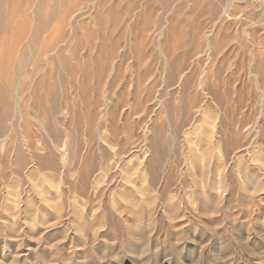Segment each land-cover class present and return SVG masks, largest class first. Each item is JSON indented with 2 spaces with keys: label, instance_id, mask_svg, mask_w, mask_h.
Segmentation results:
<instances>
[{
  "label": "rangeland",
  "instance_id": "1",
  "mask_svg": "<svg viewBox=\"0 0 264 264\" xmlns=\"http://www.w3.org/2000/svg\"><path fill=\"white\" fill-rule=\"evenodd\" d=\"M18 1H20L22 4H24L25 2L26 3L28 2L27 3L28 6L31 7V5H32V7L31 8L28 7L26 3H25L26 5L24 4L25 6L23 7V5L21 3L19 4ZM30 1L31 2H29V0H27V1L23 0V2H22V0H13L11 2V4L9 3L10 5L6 4V6H8L9 8L0 4V6H2V8L0 7L1 8L0 13L6 14V15L9 13H12V17H13L12 20H14V21L13 22L11 21L10 24L13 23L14 24V25L12 24L13 28L19 33L18 34L17 32H15V30L11 27L12 25H10V27L12 28L11 30H13V31L9 32L8 35L6 34V31L4 29H2L3 31L0 30V31H2V32H0V34H1L0 35V41H1L0 42V51L1 50L3 51V52L2 51L0 52L1 55H3V56L0 55V61H1V58H3L2 61L0 62V66H1L0 70L1 71L4 70L3 72H4L5 76H7V77L12 75L10 77V80H8L9 77L8 78L4 77L3 72H0V77H1L0 79L2 81V82L0 81V84L3 83L2 86L4 87L5 95H4L3 90L0 89V91H1V93H3L4 97H6V100H8V103H10L9 108H10V113H12V115L10 114V116L7 117V120H9V121H7L6 119H5L6 122L4 120L2 121V123H3L2 124L3 125V131L2 132L3 133H1V134L3 136L2 135L0 136V138H1V140H0V157H1L0 163L2 164V165L0 164V264H264V140H263L264 138H262L264 136H261V135L258 136L255 131L249 132V130H245V128L242 129V133H241V130H239L240 131L239 132L240 133L239 139L242 140V141L240 140V142H243V141L246 142L247 145L249 146V148L251 147L252 149L251 148L248 149L247 152L241 151V152L236 153V151H235V153H233L234 150L233 151L227 150V148H229L228 147L229 139H232L234 137V135H237V136H239V135L237 134V132L236 133L229 132V134L227 133V135H225V137H224V139H225L224 142L227 144L226 145L224 143V145H226V147H224L225 150L223 149L220 152V155H218L219 159L215 156L216 153H215V155H213L214 152H212V156L209 157V160H208L210 162L209 163L207 162L208 163V165H207V163L203 159H200V157L204 155L202 149L195 151L194 146L192 144H189L192 142H189V141L186 144L187 146H185V144H184V142H182L181 138L176 139L174 142L172 130L170 129L168 124H165L166 123L165 113H167L165 106H167V105L172 106L173 100L175 101V98L173 99V96H172V99H171L170 98L171 94L169 95V93H167L165 91L164 92L159 91L158 88H160V86H161V80H160L161 78L158 77L159 76L158 71H160L159 69H161V65L163 63L162 62L163 57L165 55H168V53L165 52L166 50H168V48H169L170 52L171 51L173 52L174 46L177 47L179 42L182 41L180 44H183V45L186 42L185 46H187L190 43L189 42L190 41V35H189L190 34V28L192 27L193 22H195V18H194V16H192L193 15L192 14L193 7H192L190 0H178L179 1L178 5L180 6V9H177V10L173 9V10H170V12L169 11L167 12L165 9H162L163 7L160 5V3L157 2L158 0H87V1L85 0L86 2L84 0H73V1H71V0H56V1L45 0L46 2L44 0L43 1L42 0H30ZM65 1H66V3H65ZM187 1L189 3H187ZM212 1L213 0H211L210 2H212ZM34 2H36V3H34ZM44 2H45V4H44ZM52 2H54V4ZM57 2L59 3L58 5L61 4L60 5L61 7L57 6V4H56ZM62 2H64V3H62ZM69 2H70V6L67 5V4H69ZM219 2L220 1H218V0H214L213 4H217V3L219 4ZM29 3H32V4H29ZM16 4H17V6H16ZM39 4H40V6H39ZM235 4H237V7L240 10V12L238 14V19L240 17V20H242L244 25H249L253 22L252 28L249 29V31L247 30L246 32L242 33V31L239 30L238 35H237L238 37L236 38V41L239 39V42L246 44V40L253 38V40L257 44L256 46H258V49H260V52L263 54V58H264V48H263L264 47V0H243V1L241 0V1H237ZM45 5L47 8L45 7ZM47 5H49V6H47ZM56 6L59 10L56 8ZM78 6H80V7L78 8ZM88 6H89V8H88ZM40 7L42 10L40 9ZM62 7H66V8H62ZM12 9H16V12L21 11L22 13L18 12L17 13L18 15L16 14L17 17L15 15L13 16V14H15L14 13L15 10H14V12H10V11H12ZM56 9L58 12L55 11ZM88 9H90V10H88ZM191 9H192V11H191ZM28 10H29V12H28ZM43 10L44 11L46 10L45 13ZM48 10H49V12H48ZM64 10H66L67 12H65ZM61 11L63 14L59 13ZM72 11L74 14L71 13ZM75 11H76V13H75ZM78 11H80L81 13ZM23 12H24V14H23ZM77 12L79 14H77ZM38 13H40L43 16L47 15V14H51V15L53 14V15L52 16L50 15L51 18L46 19V22L44 23V28H46V29L42 30L41 35H39V37L35 41V43L37 45L36 46L35 44L34 45L30 44V37L32 36L34 26L37 23V19H36L37 17L36 16ZM67 13H69L70 15ZM21 14H22V16H21ZM58 14L59 15L61 14V16L57 17ZM112 14H115V15L112 16ZM29 15H31V16H29ZM54 15H56V17ZM64 15H65V17H66V15L68 17L69 16L70 17L64 18ZM8 16L10 17L11 14H9ZM62 16L64 18V22L62 20L63 18H61ZM77 16H79L78 17L79 19L75 20ZM107 16H108V18H107ZM27 17H28V19H27ZM29 17L32 18V19L30 18L32 23L29 20ZM17 18H19L20 22ZM146 18L149 19V21ZM33 19H35L36 21ZM51 19H53V21ZM59 19H61L62 22H60L61 20H59ZM68 19L70 22L68 21ZM191 19H193V20L191 21V24H190L189 21ZM25 20H27V21L24 22ZM113 20H115V21H113ZM118 20H120V21H118ZM15 21H16V23H15ZM67 21H68V23H66ZM93 21H96V24L97 23L100 24V25H98L99 27H97V25L94 24L95 22H93ZM201 21L205 22L204 19H202ZM18 22H19V24H18ZM71 22H73V23H71ZM99 22H101V23H99ZM119 22H121V23H120V25L117 26V24ZM141 22H143V24L145 23L144 25L142 24V26H144L142 28L140 25ZM26 23H27V25H25ZM33 23H34V25H33ZM60 23H63V24H60ZM30 24H31V28H28V25L30 27ZM107 24H108V26H107ZM132 24L135 25V27H133ZM146 24H147V26H146ZM59 25H63V26H59ZM73 25H75V26H73ZM109 25L111 26L110 27L111 30L109 29ZM138 25L140 26V30H138L139 29ZM163 25H164V27H161ZM184 25H186V26H184ZM137 26H138V29H136ZM231 26H234L233 29L230 31L233 33L234 28L236 29L237 27L235 25H231ZM130 27L132 29H130ZM20 28H21V30H20ZM98 28L100 29V31ZM161 28H163L165 30L164 31L162 29V33L164 32L163 34H160V32H158L159 29H161ZM145 29H148V30H146V32H145ZM180 29H181V35L178 34V31L180 32ZM18 30L21 31V33ZM55 30H57L59 33ZM86 31L89 33H87ZM170 31H171V33H170ZM3 32H4V34H3ZM46 32L50 33V35H48ZM51 32H52V34H51ZM82 32H84L85 34ZM101 32L103 35L100 34L101 36H99V33H101ZM108 32H109V34H111V33L112 34L107 35ZM27 33H29L30 35ZM42 33L44 35H42ZM55 33H57V34H55ZM16 34H18V35H16ZM62 34L64 36H62ZM83 34L85 35L84 41H83ZM183 34L185 35V37ZM9 35H11L10 38H9ZM15 35L18 37H15ZM26 35H29L30 37L26 36ZM52 35H53V37H52ZM59 35H61V36L59 37ZM118 35H120V36L118 37ZM157 35H159V37H157ZM161 35H164V36H161ZM21 36H23V37L20 38ZM40 36H41V38H40ZM43 36H46L47 38L43 37ZM173 36H174V38H173ZM255 36H256V38H255ZM5 37H6V39H5ZM86 37L89 39H87ZM98 37H100L102 39L99 38L100 39L99 40ZM114 37H115V39H113ZM160 37H162L163 39ZM7 38L9 39L8 40L9 44H8ZM27 38L29 41L26 40ZM44 38H45V41L43 42L42 40H44ZM52 38H53V40H52ZM95 38H97V39L95 40ZM110 38H111L112 44L110 43L111 42ZM172 38L174 40H176V42L173 41ZM178 38L179 39L182 38V39L179 40ZM64 39H67L68 42L67 41L65 42ZM156 39H157V41H156ZM61 40H63V42ZM94 40H95V42H94ZM115 40H117V43ZM163 40H164V42H163ZM260 40H261V42L259 43ZM23 41H24V43L26 42L27 44L26 43L24 44ZM106 41H108L109 43H107ZM113 41H114V43H113ZM38 42L39 43L41 42V46L39 45ZM90 42H92V43H90ZM99 42H101V45H99L100 44ZM76 43H78V44L76 45ZM115 43H116V45H115ZM118 43H119V46H118ZM10 44H12V45H10ZM157 44H160V45H157ZM27 45H28V47H27ZM114 45L117 49L114 47ZM38 46H39V48H38ZM53 46L54 47L56 46L55 47L56 49L52 52ZM93 46H95V47H93ZM104 46H106V47H104ZM107 46H108V49H107ZM188 46H190V44ZM46 47H48V49H47V52L45 54L48 56H46L45 54H44L45 55L44 56V55H42V53H40ZM79 47H82V48H79ZM97 47H99L100 50L101 49L105 50L106 56L104 53H102L104 51H100ZM27 48L32 50V52L29 51V49H27ZM57 48H58V50H57ZM37 49L39 51H37ZM60 49H62L63 52ZM76 49H77V51L75 52L74 50H76ZM8 50L10 51V53ZM22 50H23V52H21ZM25 50H26V52H25ZM137 50H139V51H137ZM17 51L19 53H17ZM57 51H60L62 54L60 52L58 53ZM29 52L31 54L34 53L35 55H32L33 56L32 57ZM74 52H75V54H74ZM95 52L97 54L96 56H95ZM107 52H109V58H107V56H108ZM8 53H9V55H8ZM13 53H15V55ZM23 53L25 55H23ZM72 53H73V55H72L73 58L71 56ZM91 53L94 55H92ZM115 53H116V55H115ZM12 54H13V56H12ZM20 54H22L21 56H23V57H21ZM39 54L41 57L39 56ZM58 54H60V55L58 56ZM99 54L100 55L102 54V55L99 56ZM117 54L119 56H117ZM123 54H125V55H123ZM27 55L29 58L27 57ZM76 55L77 56L79 55V57H77ZM114 55L116 57L114 59L115 61L114 62L109 61V60H112V57ZM15 56L17 59L15 58ZM70 56H71V58H70ZM244 56H246L245 52L242 53V55L239 54V58L241 59V61L237 56V58L239 60L238 63L242 64V62H244V60H245ZM6 57H7V59H6ZM20 57H21V59H20ZM59 57H61V59H63V61H61V59ZM75 57H77V58H75ZM99 57H100V59H98ZM125 57L127 60H125ZM145 57H146V59H145ZM22 58H25V59H23L22 69L20 71V73L22 75L19 76L20 74H19V69H18V65H19L18 62H20L22 60ZM26 58H27V60L28 59L29 60L27 61ZM56 58H59V59H56ZM65 58L67 59V61L65 60ZM139 58H141L143 60V62ZM37 59L40 60V65H42V67H40V68H42L43 70L40 69L36 74H34V76H35L34 77L33 75H30V73L32 71L31 65L34 64L33 61L37 62L38 61ZM46 59H48V60H46ZM242 59H244V60L242 61ZM4 60H6V61H4ZM43 60H44V63H43ZM71 60H72V62H71ZM78 60H79V62H78ZM120 60H122V61H120ZM8 61L10 62L9 64H8ZM15 61L18 65L15 63ZM48 61L49 62L51 61L52 64L49 63ZM64 61L66 62L65 65L69 64L68 65L69 67H71L70 65L73 64L74 62L75 63L78 62V63H76L77 65L74 63V66L76 67V70L78 69L77 70L78 73H79V71L81 72L80 73L81 75L80 74L76 75V76H78L77 81H79V83L77 82L78 86L81 85V87H78L79 91L72 90L69 87L70 86L69 83L62 84L59 81L57 82L55 80V78L59 77V76H62L63 78H68V77L70 78V75L66 74L69 70H66V72H65V70H63L64 68L67 69V67H68V66H65L63 64ZM68 61H70V62H68ZM107 61L110 63V65H109V63L107 64ZM26 62H28L27 63L28 66L26 65ZM45 62L50 64V65L47 66V64ZM100 62H101V65L99 64ZM111 62H112V64H111ZM117 63H118V65H117ZM121 63L122 64L125 63L123 65V67H122ZM44 64H46V65H44ZM119 64L121 66H119ZM203 65H204V62H202V66ZM3 66H5L7 69H5V67H3ZM60 66H62L61 67V68H63L62 70H61ZM95 66H97V67H95ZM75 67H73V68H75ZM78 67H80L81 69ZM93 67H95V69H93ZM102 67H104L106 69H103ZM119 67L121 68V71H118L120 74L125 73L124 76H126L127 78L130 77L133 81L140 80V82L142 81V78L145 76V73L148 70L151 75L149 74L148 78L146 76L144 78V82L143 81L142 82H143V84L146 83V85L149 87H153L151 89V93L153 92L151 97L157 98V97H159V94L164 95L163 96L164 101H162V102H164V107L163 108H161V107L158 108L159 106L153 107L152 111H151L152 117L151 116L139 117V115H135L136 117L134 116V117H132L133 119L131 118L132 121L130 120V122L134 123L135 126L137 124L136 129H138V128L141 129L144 126L147 127V125H146L147 123L148 124L152 123L151 128L153 125H154L153 127L157 128V126L160 124L159 122H161L162 124L165 125L166 132L165 131L164 132L166 134L163 137V140L160 142L161 143L160 148L162 147L163 149L159 148L160 150L159 149L156 150L153 148H149V149H147L148 150L147 154L142 156L144 158V161L149 160V159H153V161H156L157 159H160L159 163L155 164L156 166L158 165L157 166L159 169L158 173L160 174L159 177L162 179L160 181V184H158L156 186H150L146 182L143 183L141 177H139L137 174L138 172L136 170H134L136 172H133L132 169H134L135 167L137 168L138 162L140 160L141 161L143 160V158L141 159V152H139L138 156L137 155H133V157L131 156L132 158H134V160H132V163H131V165L133 167L129 165L130 163L129 164L126 163L127 160H126V162L124 161V163L120 164V167L124 168L123 169L124 172H126V173L129 172L128 175H130V177L133 176L132 173H130V172L137 174V176H136V174L134 175L135 178L132 177L133 179H132L131 184L133 186V184L135 183L134 186H136V188L139 189V191L137 192V195L139 198L144 200V199H146L145 197H147V199L144 201H147V203H153L154 202L155 207L152 209L151 212L150 211L148 212L146 209H144L143 211L138 210L135 213L128 211V209L126 207H124L123 204H121L119 201H116V200H119L118 198L116 199V197H118V194L122 191V190L121 191H119V190L122 189V187H123V184H121V182H120L121 178H119L117 176L118 178L115 179L116 184L114 183L113 186L111 185V187L109 188V187H107V185L106 186L104 185V183L107 184L106 181L108 180L107 177H104L106 173L100 174V173H98L99 171L97 169L101 163V160L103 158L106 159V157H108V155H109V152L107 150H105V148L103 147V145L101 143H99V139H97V136L100 133H104V132H106L108 134V132L110 131L109 129H112V128H110V127L106 128L107 127L106 122L103 121L102 119H100V118L97 119L95 117L97 120L96 121L95 118L91 117V116H93V115H91L93 113L91 111V109L93 110L94 107L92 104L88 103L89 101L92 100L88 97V96H90L88 94H92V92L90 90H93V88L96 87L97 81L99 80V78L103 77V75L105 74L104 78H102V81L99 82L101 90L104 89V90H102L101 98L105 99V98H107L108 94L111 95V93H113V95L111 96L112 98L110 97L111 98L110 101L115 102L116 98L118 97V93L110 92L107 89V88H109L107 83L110 82L111 77H114L113 76L114 71L119 69ZM131 67H133V68H131ZM10 68L11 69L14 68V69L11 70ZM207 68L209 70L213 69L211 66L210 67L207 66ZM88 69L90 70V73H89ZM100 69H101V71H100ZM102 69L104 70V72L101 74ZM25 70H26V72L29 70H31V71H29L30 72L29 74L28 73L26 74ZM47 70H49V72ZM106 70H108V71L106 72ZM144 70H146V71H144ZM83 71H84V73H82ZM92 71L94 73L93 75H95V78L93 75L91 76ZM143 71H144V74H143ZM46 72H47V75L50 74L51 77L56 81L55 82L52 79L55 83L52 82V80H50V81L45 80V79H47L46 78L47 77ZM135 72H136V74H135ZM245 72L246 71L244 69L241 70L240 79H239L240 81L237 82V84H239L238 87H240V89L244 92L245 95L249 93L250 96H253L254 94H256V92L254 90L255 88L247 83V78H246ZM16 73L19 74L18 77L16 76L17 75ZM24 73H25V76H24ZM116 73H117V71H116ZM13 74H14V77H13ZM107 74H108V76H106ZM36 75H38V76H36ZM39 75L42 77L44 76L43 78H44V81L47 82V83L45 82V84L47 85V88H46L45 84L44 85L42 84V83H44L43 78L42 77L39 78L40 77ZM52 75L55 77H53ZM137 75L138 76L141 75V77H138ZM27 76L29 77V79H27L28 78ZM79 76L81 78H79ZM2 77L4 78V80ZM25 77H27V78H25ZM13 78H15V79L13 80ZM16 78H18V79L20 78L21 81L19 80L20 82L18 83V79H16ZM21 78L22 79L24 78L23 80L26 79L27 81H23ZM85 78L86 79L91 78L92 82L90 81V79L86 80ZM146 78H147V80H145ZM32 79H33V81H32ZM83 79H85V80H83ZM34 80L35 81L37 80L36 85L37 86L39 85L38 87H35L36 85L34 83L35 82ZM40 80H42V81H40ZM104 80H106V81H104ZM12 81L13 82L16 81V82L12 83ZM30 81H32V82H30ZM83 81H85V83ZM88 81H90L91 83ZM94 81L96 84L94 83ZM9 82H10V84H9ZM159 82H160V84H158ZM240 82H242V83L240 84ZM58 83L61 86H59ZM154 83H156V84H154ZM11 84L12 85L14 84L16 86V88L14 85L12 86ZM17 84L19 85V88H18ZM20 84H21V86H20ZM25 84H27V85H25ZM103 84H104V86H103ZM136 84L137 83L135 82L134 85H130V87L128 88L129 93L131 92L134 94V91L136 93L137 89L132 90L133 87H135V86L137 87ZM139 84L140 83H138V85ZM143 84H142V86H143ZM7 85L9 86V88ZM41 85L43 86L42 88H41ZM49 85H51V89H50ZM52 85H53V87H52ZM63 85H65V86H63ZM2 86H0V88ZM3 87H2V89H3ZM5 87L7 90L5 89ZM59 87H61V89H59ZM90 87L92 89H89V92H88V88H90ZM156 87H157V89H156ZM248 87H250V89ZM43 88H45V89H43ZM82 88H83L84 92H85V90L88 92V93L85 92L87 96L83 93V91H81ZM47 89H49V90H47ZM52 89L53 90L55 89L54 94L52 92H50V91H53ZM63 89H66V90H63ZM9 90H11V91H9ZM38 90L40 91V94H38L39 93ZM142 90H140V92ZM33 91H35V93L37 95ZM43 91H45V93L46 92L47 93L45 94ZM58 91H59V93H58ZM70 91H74L77 94L74 92H72V94H71ZM17 93H19V94H17ZM25 93H27V94H25ZM33 93L36 95V98H35V95ZM51 93H52V95H51ZM63 93L64 94L66 93V94L64 95ZM68 93L71 96H69ZM7 94H9V95H7ZM57 94H58V96H57ZM81 94H84L85 96H81ZM16 95L18 97H16ZM40 95H41L42 99H43V96H44V99L47 98V96H45V95H48V98L50 97V95H51V97L54 95V97L56 99L55 109H58L56 111L58 113H56V114H51V113L45 114V112L47 113V110L48 111L50 110L52 103H51V100L47 98L50 101L47 100L46 102H48L49 104L47 103V105H46V102L44 101V99L42 101H41V99H39ZM63 95H64V97H63ZM79 95H80L81 99L79 98ZM61 96L64 100L61 98ZM91 96H93V95H91ZM115 96H116V98H115ZM124 96H127V95H124ZM124 96H123V99H125ZM7 97H8V99H7ZM54 97H52V98L54 99ZM67 97L69 98L68 102H65V100L67 101ZM75 97H77V98H75ZM21 98H22V100H20ZM59 98L62 99L61 102H60ZM72 98H74L73 99L74 102L72 101ZM91 98H93V97H91ZM129 98H131V97H129ZM79 99L81 101L79 102V104H78V102L76 104L75 103L76 100L79 101ZM84 99L88 100V102H87V100L84 101L85 104L82 101ZM120 99L121 98H118V100H120ZM14 101L16 103H14ZM18 102H20V104L21 103L22 104L19 105ZM62 102H63V104H62ZM60 103L62 106L64 105L63 106L64 109L61 107ZM249 103L250 102H248V104ZM35 104H38L40 106L44 105V106H41V107L39 106V108H38V105H37V108H36ZM65 104L69 105V106L66 107ZM81 104H83V105H81ZM88 104H89V106H88ZM31 105L32 106L34 105L35 108L32 107L34 109V111H33V109L30 108ZM45 105H46V109H47V106L50 105L47 110L44 109ZM76 105H78V106H76ZM115 105H117V101H116ZM10 106H12V107H10ZM70 106H72L73 108H71ZM13 107H14V109H13ZM23 107L25 110H23ZM86 107H87V109H86ZM40 108H42V111ZM83 108L85 110H83V112H82ZM156 108H158V109L156 110ZM67 109L69 110V113H68ZM71 109H75V110H71ZM88 109H89V111H88ZM0 110H2V108ZM17 110H19V111L17 112ZM77 110H79V111H77ZM109 110H110L109 112H111L109 114V116L111 117L112 111L114 112V105ZM258 110H259V107H257V106L256 107L245 106L241 112H242V115L244 114V115H249V116L253 117L252 118V120H253L252 124L254 126H257V125H259V122L261 125L264 122V120H263L264 116H263L261 118L262 120L259 118V120H258L259 122H257V124H255L256 122H254V121H257V117L259 116ZM13 111H15V112H13ZM86 111L89 114H87ZM93 111H95V109ZM155 111H156V113H155ZM16 112L18 113V115L16 114ZM20 112L22 113V115ZM33 112L35 115L33 114ZM35 112L37 113V115ZM74 112L76 115L74 114ZM90 112H92V113L90 114ZM117 112L118 111H116V115L119 113V112L118 113ZM210 112H212L213 114H211ZM210 112L205 116L208 117L211 114L210 115L211 117L210 116L209 117L211 118V120L212 119L213 120L211 121L210 119H208L209 121H211V122H209L205 116H203L202 119L200 118L199 119L200 121L198 123L199 130L209 129L206 127L209 126L210 124H212V122H215V123H213L214 125L220 124L219 122H221V121L223 122L224 118L223 119L222 118L217 119L219 117L216 118V115H215L216 113L213 110L212 111L210 110ZM77 113L79 115H83V116L81 117ZM23 114L25 116H23ZM65 114L66 115L69 114V115H67L68 117L65 116ZM257 114H258V116H257ZM148 115H150V113ZM167 115L170 116V113L169 114L167 113ZM244 115H243V117H248V116H244ZM14 116H16V117H14ZM43 116H45V117H43ZM74 116H76V118H74ZM85 116L87 118L89 116V118L86 119ZM153 116L155 119L153 118ZM22 117L23 118L25 117V118L23 119ZM64 117H66V118H64ZM77 117L81 122H79ZM110 117L106 121H109ZM226 117H228V116H226ZM255 117H256V119H254ZM17 118L19 119L20 122H18ZM46 118H47V121H45ZM84 118L86 119V121L83 120ZM148 118L153 119L154 121L153 120L151 121ZM229 118L230 117H228V119ZM43 119H45V120H43ZM75 119H77V120H75ZM142 119H144V120L147 119V120H145L147 123L144 120L141 121ZM203 119H205V120H203ZM228 119H226V120L229 123ZM11 120H12V122H10ZM14 120H15V122H13ZM60 120L62 121V123ZM87 120H88V123H87ZM202 120H203V122L207 120L210 123L209 124L208 122H206L207 126H205V129H200L203 126V122H201ZM217 120H219V121H217ZM58 121L60 122V124L57 123L58 127H56V122H58ZM83 121H85V122H83ZM17 122H18V125H15ZM40 122H42V123H40ZM224 122H225V120H224ZM5 123H7V124L5 125ZM21 123L24 125L26 124L27 127L26 126L25 127L28 129L24 128V125L22 126ZM85 123L87 124V126ZM99 123L102 126H100ZM10 124H11V127H10ZM42 124L43 125L45 124V125L43 126ZM66 124L68 127L66 126ZM140 124H143V125L141 126ZM204 124H205V122H204ZM81 125H82V127H81ZM94 125H95V127H98L99 129L95 128ZM104 125L106 127H104ZM117 125L119 127L120 124H117ZM155 125H157V126H155ZM20 126H22L21 129H20ZM51 126L55 127V130L50 129ZM7 127H9V128H7ZM15 127H16V130L14 129ZM60 127H62V128H60ZM151 128H150L149 132L147 133V140L149 138L147 143L150 142V140L152 139L154 134L157 132V130L153 131V129H151ZM203 128H204V126H203ZM90 129L92 130L91 131L92 134H89ZM97 129H98V131H97ZM101 129H102V131H100ZM9 130L14 134V136ZM44 130L46 131L47 134L49 133V135H47ZM57 130L61 131L62 136H61L60 132L58 135ZM76 130L77 131L80 130L79 133L75 132ZM86 130H87L88 136H87ZM88 130H89V132H88ZM95 130H96V132H95ZM5 131H8V132L5 133ZM17 131L20 133H18ZM56 131H57V134H56ZM81 132H82V134H81ZM97 132H99V134ZM29 133H30V135H29ZM230 133H231V135H230ZM96 134H98V135H96ZM45 135H47L48 137ZM50 135H51V137H50ZM57 135H58V137H57ZM69 135H71V136H69ZM28 136H30L32 138H30ZM68 136L70 139L68 138ZM79 136H82V137L78 138ZM86 136L89 139L84 141L85 139H87ZM16 137H18V140L16 139ZM27 137L29 138L30 141H32V142H29V144H28L29 140L27 141V139H28ZM242 137H243V139H242ZM13 138L15 140H13ZM39 138H41V139H39ZM98 138H99V136H98ZM165 138L168 140H166ZM226 138H228L227 141H226ZM253 138H254V141H253ZM32 139H34V140H32ZM50 139H51V141H50ZM56 139H58L60 141L59 142L57 140V144H56ZM60 139H62V140H60ZM17 141H18V143H17ZM52 141H53V143H51ZM69 141H71V142H69ZM90 141H91V143H90ZM256 141H257V143H256ZM35 142H36V144H35ZM42 142H44V143H42ZM65 142H66V144H65ZM30 143L32 144V148L30 147L31 146ZM49 143L52 144V147ZM59 143H62V144H59ZM249 143H250V145H249ZM15 144H18V145H15ZM39 144H41V145L39 146ZM67 144H69L70 146ZM89 144L90 145L92 144V145L90 146ZM100 144H101V147H100ZM5 145L8 147H6ZM36 145H38L43 151L40 150L39 147H36ZM45 145H47V146H45ZM57 145H62V147L57 146ZM94 145H95V147H94ZM96 145H97V148H96ZM191 145H192V147H190ZM251 145L253 147L255 145V147L253 148ZM148 146H150V145H148ZM4 147H5V149H4ZM87 147H89L88 149L91 151H89L87 149ZM94 148H95V150H94ZM6 149H7V151H6ZM15 149H19L22 152V157L24 158V161L26 162V163L24 162L23 165L20 166V169L22 168L21 170L19 169V166H18L19 164L16 165L13 161L14 156L16 155ZM46 149H48V152ZM75 149H77V150H75ZM36 150H37V152H36ZM71 150H72V152H74L73 150H75V152L70 153ZM85 150L87 153H89V152L90 153L88 155H86L87 153L85 152ZM191 150H193L196 153H194ZM8 151L10 152V154ZM50 151L52 153H50ZM188 151H189V153H188ZM5 152L7 155L4 154ZM46 152H47V154H46ZM240 153H241L242 157L239 155ZM41 154H44V155L46 154L47 158L45 157L46 155L44 156ZM194 154L196 155V157L198 156L197 159L193 158V156L195 157ZM32 155H34V156L38 155V157L40 156V158H42V159L45 157L46 159H44V161H42V159H41L37 164V161L35 163V160H33L31 158ZM48 155H49V157H51V156L52 157L48 159ZM97 155H98V157H97ZM190 155L192 156V158H190L191 157ZM236 155H238V156H236ZM235 156H236V158H235ZM239 156L241 158H239ZM6 157L8 159H6ZM138 157H139V159H138ZM136 158H137V160H136ZM185 158H187V159H185ZM201 158H203V157H201ZM213 158H214V160H213ZM238 158H239V160H237ZM1 159H4V160H1ZM47 159L49 162L47 161ZM82 159H84V160H82ZM90 159L92 161L93 160L94 161L92 162ZM54 160H56V161H54ZM186 160H188V162H189L188 165L190 164L189 166L191 167L192 170L190 169L189 166L187 167V165L184 164ZM199 160H201V163L205 162V164L207 166L205 167L204 166L205 164H203V166L200 163L198 164ZM90 161H91V164H90ZM238 161L241 163H238ZM3 162H6V163H3ZM43 162L45 163V165ZM85 162L89 163V165H87ZM217 162L221 163V164L218 165ZM33 163H34V165H33ZM216 163H217V165H216ZM85 165H87L88 168ZM134 165H135V167H134ZM220 166H221V169L219 168ZM84 167L89 169V170H86V173H87V171L89 172L87 174H90V178L88 179V181H86L84 183V185H81V183L83 182L81 179L83 178V176L85 174V168ZM159 167H161V168H159ZM185 167L187 168V170ZM83 168H84V170H83ZM91 168H92V170H91ZM93 168H94V171H93ZM81 169L83 172L81 171ZM223 169H225V170H223ZM244 169H246L245 170L246 172L243 173ZM129 170H132V171H129ZM160 170H162V171H160ZM220 170H221V172H220ZM76 172H78L77 174H80V175L78 176L77 174H75ZM71 173L73 176L70 177ZM94 173H95V176L92 175ZM4 174L6 175V177L4 176ZM74 174H75V177H74ZM189 174H190V176H189ZM205 174H207L206 178H208V180L205 178L207 186L213 185V184H211L210 181H213L212 183L219 181L221 176H222L221 181L225 180L224 183H226V184L222 186L221 190L217 189L218 191H216V190L214 191L215 188L209 186V187L205 188L206 192L203 193L202 190L200 189L198 182L203 178L202 176H204ZM241 174L242 175L246 174L247 180L245 181V184H247V185H245V184L242 185L241 182L239 181ZM250 174H252V175H250ZM165 175L171 176V179L173 178L172 180H174V181H172L173 182L172 186L169 187L170 190H168V192L169 191L171 192V193L169 192V194H168V199L171 198L170 200L175 202L178 205V210L176 212V215H175V212L171 213L170 211H164L163 210L162 206L164 205V202L167 201L166 198H164L165 199V201H164L163 198L160 199V197H157L161 194V191L163 188L162 183H164V181H165L164 178L166 177ZM237 176L239 178H237ZM76 177H79L80 180ZM101 177H103V178H101ZM136 177H139L140 179L136 178ZM223 177H224V179H223ZM2 178H3V180H2ZM46 178H49V179L47 180ZM101 179H103L105 181H103ZM237 179H239V180H237ZM117 180H119V181H117ZM252 180H253V182H252ZM80 181H82V182H80ZM100 182H103V183L101 184ZM117 182L119 184H117ZM209 182H210V184H209ZM93 183H96L95 184V187L97 185L96 188L94 186H92ZM99 183L101 184L100 185L101 187L99 186ZM141 183H143L144 185L143 184L140 185ZM196 183L198 184L199 187L196 185ZM249 183H251V184H249ZM257 184H259V185H257ZM260 184H262L263 188L261 187V189L258 190L259 189L258 186H260ZM73 185H77V186H75L76 188ZM241 185L245 186V188H241L242 187ZM249 185H252L253 187L249 186ZM255 185H257V188ZM50 186H51V188H49ZM80 186H82V188L84 186L83 190L80 189ZM126 186L130 187V185H126ZM141 186H144V187H142L144 190L140 189ZM145 186H146V188H145ZM70 187H71V190H69ZM93 187L95 190H97V192L99 194L97 192H95V190H93ZM138 187H140V188H138ZM251 187L253 190L251 189ZM5 188H7V189H5ZM72 188H73V190H72ZM101 188H103V189H101ZM104 188H105V190H104ZM212 188H213V190H212ZM223 188H224V190H223ZM4 190H5V192H4ZM12 190L14 193L16 190L18 192L16 191V194H13ZM41 190H42V192H40ZM74 190H75V192H74ZM219 190H220V193H219ZM255 190H256V192H255ZM6 191L7 192L9 191L11 193L9 194V192L7 193ZM92 191L95 192L97 194V196ZM209 191L211 193H209ZM100 192L104 193L102 195L105 197H103L100 194ZM216 192H217V195L214 194ZM45 193H46V195H45ZM91 193H93V195ZM201 193H202V196L200 197ZM218 193L220 194L219 196H218ZM222 193L224 196L223 195L221 196ZM114 194H117V195H114ZM112 195H113V198H112ZM142 196H143V198H142ZM170 196H172V197H170ZM16 197H17V200H15ZM100 197H102L103 199ZM219 197H220V200H219ZM97 198H98V200H95ZM42 199H43V201L44 200L46 201V202L44 201L45 203L43 205H42V203H43ZM100 199H102V200H100ZM111 199L113 200V202ZM172 199H174V200H172ZM175 199L178 201H176ZM217 199L220 202L219 203L217 202L218 205L216 204L217 205L216 206V205H214V203H216L215 201ZM88 200L89 201L92 200L91 204L89 203ZM152 200H153V202H152ZM81 202H83V203H81ZM140 202H139V204L142 203V202L141 203ZM21 203H23V204H21ZM109 204H110V206H109ZM47 205H49V207H50L49 209H48ZM71 207H72L73 211L71 210ZM17 208L21 211H19ZM22 208H24V209H22ZM27 209H28V211H27ZM35 209L37 210V212L35 211ZM52 209H53V211H52ZM56 210H57L58 214L55 213ZM179 210H180V212H179ZM20 212H21V214H20ZM59 212H61V213H59ZM96 212H97V214H96ZM101 215H103L105 218L101 217ZM90 216H92V217H90ZM29 218H31V219H29ZM99 222L102 224V226L100 225V227L98 226ZM77 223H80L79 224L80 226L77 225ZM89 223L92 225H90ZM82 224H83V226H82ZM84 224L87 227L86 226L84 227ZM10 225H12V226H10ZM96 226H97V228H96ZM77 227H79V228H77Z\"/></svg>",
  "mask_w": 264,
  "mask_h": 264
},
{
  "label": "bare ground",
  "instance_id": "2",
  "mask_svg": "<svg viewBox=\"0 0 264 264\" xmlns=\"http://www.w3.org/2000/svg\"><path fill=\"white\" fill-rule=\"evenodd\" d=\"M13 0H0V4H2V5H4V6H6V4H8V5H10L11 4V2H12ZM25 1H27V0H25ZM43 1V0H42ZM45 1V0H44ZM53 1V0H52ZM54 1H56V0H54ZM71 1H73V0H71ZM85 1V0H84ZM87 1V0H86ZM85 1V2H86ZM211 0H190V2H191V4H192V7H193V12H192V16H194V18H195V22H193V25H192V27L190 28V46H185L186 45V42H185V44L183 45V44H180L181 42H179L178 43V46L177 47H175L174 46V48H173V52L171 51H169V48H168V50H166L165 52H167L168 53V55H165L164 57H163V63H162V65H161V69H159L160 71H158L159 72V76L158 77H160L161 79V86H160V88H158L159 89V91H161V92H167V93H169V95L171 94V99H172V96H173V99L175 98V101L173 100V105L172 106H165V109H166V111H167V113L169 114L170 113V116L169 115H167V113H165V115H166V117H165V120H166V123L165 124H168L169 125V127H170V129L172 130V135H173V140H174V142H175V140L176 139H178V138H181V140H182V142H184V144H185V146H187L186 144L188 143V141L189 142H192V143H189V144H192L193 146H194V150L195 151H198V150H201L202 149V151H203V153H204V155L203 156H201V157H203V158H201L200 157V159H203L206 163L208 162H210V161H208L209 160V157H211L212 156V152H214V154L213 155H215V153H216V157L218 158V155H220V152L224 149V147H226V143L224 142V137H225V135H227V133L229 134V132H231V133H236L237 132V134L239 135L240 133V131L239 130H241V133H242V129H244L245 128V130H249V132H251V131H255L256 132V134L258 135V136H264V122L262 123V125L260 124V122L258 121L259 120V118L261 119L263 116H264V58H263V54L260 52V49H258V46H256L257 44L255 43V41L253 40V38H251V39H248V40H246V44H244V43H241V42H239V39L236 41V38L238 37L237 35H238V32H239V30H241L242 31V33H244V32H246L247 30L249 31V29H251L252 28V25H253V22L251 23V24H249V25H244L243 24V22H242V20H240V17H239V19H238V14H239V12H240V10H239V8L237 7V4H235L237 1H241V0H218V1H220L219 2V4L217 3V4H213V1L212 2H210ZM243 1V0H242ZM19 2V4L21 3L20 1H18ZM22 2H23V0H22ZM29 2H31L30 0H29ZM46 2V1H45ZM45 2H44V4H45ZM48 2V1H47ZM89 2V1H88ZM158 3H160V5L163 7H161L160 5V7L162 8V9H165L167 12L169 11L170 12V10H177V9H180V6L178 5V3H179V1L178 0H158L157 1ZM10 3V4H9ZM26 3V2H25ZM24 3V4H25ZM28 3V2H27ZM26 3V4H27ZM34 3H36V2H34ZM42 3V2H41ZM53 4H54V2H52ZM62 3H64V2H62ZM65 3H66V1H65ZM68 3V2H67ZM95 3V2H94ZM187 3H189L188 1H187ZM22 4V3H21ZM24 4H22L23 5V7L26 5H24ZM29 4H32V3H29ZM50 4V3H49ZM57 4V6L59 7L60 5H58L59 3L57 2L56 3ZM82 4V3H81ZM85 4V3H84ZM91 4V3H90ZM89 4V5H90ZM14 5V4H13ZM37 5V4H36ZM66 5V4H65ZM64 5V6H65ZM67 5H69L70 6V2H69V4H67ZM15 6V5H14ZM16 6H17V4H16ZM27 6H28V4H27ZM39 6H40V4H39ZM47 6H49V5H47ZM57 6H56V8H57ZM86 6V5H85ZM92 6V5H91ZM136 6V5H135ZM191 6V5H190ZM1 8H2V6H0ZM6 7H8V6H6ZM19 7V6H18ZM28 7H30V6H28ZM31 7H32V5H31ZM30 7V8H31ZM45 7H46V5H45ZM52 7V6H51ZM61 7V6H60ZM73 7V6H72ZM80 6H78V8H79ZM84 7V6H83ZM93 7V6H92ZM1 8H0V10H1ZM9 8V7H8ZM12 8V7H11ZM37 8V7H36ZM44 8V7H43ZM47 8V7H46ZM54 8V7H53ZM62 8H66V7H62ZM69 8V7H68ZM67 8V9H68ZM88 8H89V6H88ZM182 8V7H181ZM18 9V8H17ZM40 9H41V7H40ZM51 9V8H50ZM58 9V8H57ZM57 9L55 10V11H57ZM61 9V8H60ZM11 10V9H10ZM9 10V11H10ZM14 10H15V12H14ZM19 10V9H18ZM42 10V9H41ZM59 10V9H58ZM62 10V9H61ZM88 10H90V9H88ZM27 11V10H26ZM32 11V10H31ZM37 11V10H36ZM44 11V10H43ZM46 11V10H45ZM45 11H44V13H45ZM63 11V10H62ZM62 11L61 12H59V13H62ZM65 12H67L66 10H64ZM74 11V10H73ZM73 11L71 12V13H73ZM83 11V10H82ZM191 11H192V9H191ZM10 12H14L15 14H13V16L15 15L16 17H17V13L18 12H21V11H17L16 12V9H12V11H10ZM28 12H29V10H28ZM40 12V11H39ZM48 12H49V10H48ZM58 12V11H57ZM78 12H80V11H78ZM77 12V14H79ZM22 13V12H21ZM26 13V12H25ZM31 13V12H30ZM36 13V12H35ZM75 13H76V11H75ZM81 13V12H80ZM9 14H11V16L9 17L8 15ZM9 14H3V13H0V30H2V29H4L5 31H6V34L8 35V33L9 32H11V31H13V30H11L12 28H13V25L12 24H10L11 23V21L13 22L14 20H12L13 19V17H12V13H9ZM17 14V15H16ZM23 14H24V12H23ZM34 14V13H33ZM43 14V13H42ZM47 14V13H46ZM63 14V13H62ZM66 14V13H65ZM67 14H69V13H67ZM74 14V13H73ZM190 14V13H189ZM26 15V14H25ZM28 15V14H27ZM32 15V14H31ZM31 15H29V16H31ZM51 14H47V15H41L40 13H38L37 14V23H36V25L34 26V30H33V33H32V36L30 37L29 35V33H27V34H29V35H26V36H29L30 37V44H35L36 45V43H35V41L37 40V38L39 37V35H41V32H42V30L43 29H46V28H44V23L46 22V19H48V18H51V16L53 15H51ZM70 15V14H69ZM113 15H115V14H112V16ZM188 15V14H187ZM191 15V14H190ZM21 16H22V14H21ZM55 17H56V15H54ZM59 16H61V14L59 15L58 14V16L57 17H59ZM74 16V15H73ZM76 16V15H75ZM19 17V16H18ZM68 16L66 15V17H65V15H64V18H67ZM70 17V16H69ZM68 17V18H69ZM79 16H77L76 17V19L75 20H77V19H79L78 18ZM94 17V16H93ZM92 17V18H93ZM110 17V16H109ZM147 17V16H146ZM186 17V16H185ZM205 17V18H204ZM30 18L31 17H29V20H30ZM53 18V17H52ZM61 18H63V16L61 17ZM64 18L62 19L63 20V22H64ZM81 18V17H80ZM96 18V17H95ZM100 18V17H99ZM107 18H108V16H107ZM145 18V17H144ZM143 18V19H144ZM187 18V17H186ZM193 18V17H192ZM16 19V18H15ZM18 20H19V18H17ZM27 19H28V17H27ZM32 19V18H31ZM94 19V18H93ZM92 19V20H93ZM101 19V18H100ZM99 19V20H100ZM115 19V18H114ZM142 19V20H143ZM147 19V18H146ZM189 19V18H188ZM202 19H204V21L205 22H202L201 20ZM23 20V19H22ZM21 20V21H22ZM33 20H35V19H33ZM52 21H53V19H51ZM59 20H61V19H59ZM62 20L60 21V22H62ZM67 20V19H66ZM65 20V21H66ZM98 20V19H97ZM148 21H149V19H147ZM193 19H191L189 22H190V24H191V21H192ZM27 20H25L24 22H26ZM31 21V20H30ZM36 21V20H35ZM50 21V20H49ZM51 21V22H52ZM57 21V20H56ZM68 21H69V19H68ZM68 21L66 22V23H68ZM72 21V20H71ZM101 21V20H100ZM113 21H115V20H113ZM118 21H120V20H118ZM19 22H20V20H19ZM19 22H18V24H19ZM34 22V21H33ZM58 22V21H57ZM56 22V23H57ZM70 22V21H69ZM93 22H95L94 24H96V21H93ZM110 22V21H109ZM112 22V21H111ZM146 22V21H145ZM15 23H16V21H15ZM28 23V22H27ZM27 23L25 24V25H27ZM31 23H32V21H31ZM35 23V22H34ZM34 23H33V25H34ZM71 23H73V22H71ZM76 23V22H75ZM99 23H101V22H99ZM120 23L121 22H119L118 24H117V26L118 25H120ZM137 23V22H136ZM149 23V22H148ZM147 23V24H148ZM60 24H63V23H60ZM80 24V23H79ZM113 24V23H112ZM135 24V23H134ZM142 24H143V22H141V28L142 27H144V26H142ZM145 24V23H144ZM143 24V25H144ZM147 24H146V26H147ZM188 24V23H187ZM10 25H12L11 27H10ZM58 25V24H57ZM67 25V24H66ZM65 25V26H66ZM78 25V24H77ZM97 25V27H99L98 25H100V24H96ZM133 25V24H132ZM136 25V24H135ZM135 25H133V27H135ZM149 25V24H148ZM231 25H235L237 28L235 29L234 28V32L232 33V32H230L232 29H233V27L234 26H231ZM59 26H63V25H59ZM58 26V27H59ZM68 26V25H67ZM70 26V25H69ZM73 26H75V25H73ZM103 26V25H102ZM107 26H108V24H107ZM139 26V25H138ZM138 26H137V28L136 29H138ZM145 26V27H146ZM166 26V25H165ZM184 26H186V25H184ZM19 27V26H18ZM17 27V28H18ZM22 27V26H21ZM56 27V26H55ZM110 25H109V29H110ZM132 27V26H131ZM130 27V29H132ZM161 27H164V25L163 26H161ZM178 27V26H177ZM28 28H31V24H30V27H29V25H28ZM54 28V27H53ZM52 28V29H53ZM73 28V27H72ZM84 28V27H83ZM108 28V27H107ZM148 28V27H147ZM180 28V27H179ZM184 28V27H183ZM14 29V28H13ZM26 29V28H25ZM51 29V30H52ZM59 29V28H58ZM66 29V28H65ZM85 29V28H84ZM99 29V28H98ZM103 29V28H102ZM162 29L163 28H161V29H159V31L158 32H160V34H163L162 33ZM173 29V28H172ZM175 29V28H174ZM188 29V28H187ZM15 30V29H14ZM20 30H21V28H20ZM30 30V29H29ZM28 30V31H29ZM82 30V29H81ZM111 30V29H110ZM138 30H140V26H139V29ZM146 30H148V29H145V32H146ZM164 30V29H163ZM3 31V30H2ZM2 31H0V32H2ZM19 31V30H18ZM31 31V30H30ZM46 31V30H45ZM54 31V30H53ZM55 31H57V30H55ZM60 31V30H59ZM99 31H100V29H99ZM105 31V30H104ZM108 31V30H107ZM114 31V30H113ZM121 31V30H120ZM165 31V30H164ZM172 31V30H171ZM171 31H170V33H171ZM176 31V30H175ZM189 31V30H188ZM15 32H17L16 30H15ZM14 32V33H15ZM20 33H21V31H19ZM32 32V31H31ZM44 32V31H43ZM58 32V31H57ZM87 32V31H86ZM115 32V31H114ZM113 32V33H114ZM186 32V31H185ZM18 33V32H17ZM23 33V32H22ZM47 33V32H46ZM54 33V32H53ZM59 33V32H58ZM77 33V32H76ZM82 33H84V32H82ZM87 33H89V32H87ZM105 33V32H104ZM142 33V32H141ZM168 33V32H167ZM184 33V32H183ZM232 33V34H231ZM3 34H4V32H3ZM5 34V35H6ZM19 34V33H18ZM18 34H16V35H18ZM48 35H50V33H47ZM51 34H52V32H51ZM55 34H57V33H55ZM54 34V35H55ZM75 34V33H74ZM85 34V33H84ZM83 34V41H84V39H85V35ZM91 34V33H90ZM94 34V33H93ZM103 35L102 34V32L101 33H99V36H101V35ZM109 34V32L107 33V35ZM112 34V33H111ZM111 34H109V35H111ZM119 34V33H118ZM177 34V33H176ZM178 34L179 35H181V29H180V32L178 31ZM231 34V35H230ZM1 35V34H0ZM15 35V37H18V36H16ZM42 35H44L43 33H42ZM96 35V34H95ZM114 35V34H113ZM184 35V34H183ZM10 36L11 35H9V38H10ZM61 35H59V37H60ZM62 36H64L63 34H62ZM74 36V35H73ZM72 36V37H73ZM87 36V35H86ZM106 36V35H105ZM120 35H118V37H119ZM161 36H164V35H161ZM177 36V35H176ZM7 37V36H6ZM6 37H5V39H6ZM23 36H21L20 38H22ZM43 37H46V36H43ZM52 37H53V35H52ZM55 37V36H54ZM88 37V36H87ZM86 37V38H87ZM117 37V36H116ZM157 37H159V35H157ZM184 37H185V35H184ZM40 38H41V36H40ZM47 38V37H46ZM51 38V37H50ZM100 37H98V39H99ZM108 38V37H107ZM156 38V37H155ZM160 38H162V37H160ZM173 38H174V36H173ZM172 38V39H173ZM176 38V37H175ZM255 38H256V36H255ZM14 39V38H13ZM16 39V38H15ZM49 39V38H48ZM62 39V38H61ZM87 39H89V38H87ZM97 38H95V40H96ZM100 39H102V38H100ZM99 39V40H100ZM113 39H115V37L113 38ZM136 39V38H135ZM163 39V38H162ZM161 39V40H162ZM179 39V38H178ZM182 39V38H181ZM181 39H179V40H181ZM9 39L7 38V41H8ZM26 40H28V38L26 39ZM39 40V39H38ZM50 40V39H49ZM52 40H53V38H52ZM65 40V42L67 41L68 42V40L67 39H64ZM76 40V39H75ZM95 40H94V42H95ZM104 40V39H103ZM165 40V39H164ZM164 40H163V42H164ZM189 40V39H188ZM13 41V40H12ZM29 41V40H28ZM27 41V42H28ZM41 41V40H40ZM43 42L45 41V38H44V40H42ZM56 41V40H55ZM60 41V40H59ZM58 41V42H59ZM62 42H63V40H61ZM86 41V40H85ZM105 41V40H104ZM103 41V42H104ZM110 41H111V38H110ZM116 41V43H117V40H115ZM156 41H157V39H156ZM173 41H175L176 42V40H174L173 39ZM1 42V41H0ZM76 42V41H75ZM81 42V41H80ZM88 42V41H87ZM107 43H109L108 41H106ZM120 42V41H119ZM136 42V41H135ZM178 42V41H177ZM245 42V41H244ZM261 42V40L259 41V43ZM23 43H24V41H23ZM26 43V42H25ZM24 43V44H25ZM39 43V42H38ZM46 43V42H45ZM79 43V42H78ZM78 43H76V45L78 44ZM90 43H92V42H90ZM100 44L99 45H101V42H99ZM111 44H112V41L110 42ZM113 43H114V41H113ZM116 43H115V45H116ZM137 43V42H136ZM144 43V42H143ZM174 43V42H173ZM3 44V43H2ZM8 44H9V41H8ZM22 44V43H21ZM27 44V43H26ZM10 45H12V44H10ZM39 45L41 46V42L39 43ZM51 45V44H50ZM55 45V44H54ZM107 45V44H106ZM115 45H114V47H115ZM136 45V44H135ZM138 45V44H137ZM157 45H160V44H157ZM173 45V44H172ZM175 45V44H174ZM2 46V45H1ZM31 46V45H30ZM37 46V45H36ZM35 46V47H36ZM43 46V45H42ZM79 46V45H78ZM109 46V45H108ZM108 46H107V49H108ZM118 46H119V43H118ZM16 47V46H15ZM24 47V46H23ZM27 47H28V45H27ZM45 47V46H44ZM56 47V46H55ZM54 46L52 47V52L56 49ZM68 47V46H67ZM77 47V46H76ZM75 47V48H76ZM93 47H95V46H93ZM104 47H106V46H104ZM134 47V46H133ZM141 47V46H140ZM159 47V46H158ZM169 47V46H168ZM4 48V47H3ZM2 48V49H3ZM10 48V47H9ZM22 48V47H21ZM25 48V47H24ZM32 48V47H31ZM38 48H39V46H38ZM54 48V49H53ZM79 48H82V47H79ZM99 50H100V48L99 47H97ZM111 48V47H110ZM116 48V47H115ZM139 48V47H138ZM166 48V47H165ZM264 48V47H263ZM20 49V48H19ZM26 49V48H25ZM27 49H29V48H27ZM44 49V48H43ZM42 49V50H43ZM47 49H48V47H46L42 52H40V53H42V55H44L46 52H47ZM89 49V48H88ZM93 49V48H92ZM91 49V50H92ZM117 49V48H116ZM135 49V48H134ZM142 49V48H141ZM164 49V48H163ZM57 50H58V48H57ZM62 52H63V50L62 49H60ZM112 50V49H111ZM110 50V51H111ZM132 50V49H131ZM179 50V51H178ZM2 51V50H1ZM0 51V52H1ZM9 51V50H8ZM7 51V52H8ZM19 51V50H18ZM17 51V53H19ZM29 51H31L32 52V50H30L29 49ZM37 51H39L38 49H37ZM75 52L77 51V49L76 50H74ZM98 51V50H97ZM100 51H104V52H102V53H104L105 54V50H100ZM99 51V52H100ZM137 51H139V50H137ZM142 51V50H141ZM3 52V51H2ZM21 52H23V50L21 51ZM25 52H26V50H25ZM58 53L60 52V51H57ZM75 52H74V54H75ZM112 52V51H111ZM136 52V51H135ZM163 52V51H162ZM161 52V53H162ZM246 53V56H244L245 57V60L244 59H242V61L244 60V62H242V64L241 63H238V58H239V54H241L242 55V53ZM9 53H10V51H9ZM9 53H8V55H9ZM30 53V52H29ZM38 53V52H37ZM61 53V52H60ZM108 54V56H107V58H109V52H107ZM117 53V52H116ZM116 53H115V55H116ZM166 53V54H167ZM14 55H15V53H13ZM13 54H12V56H13ZM27 54V53H26ZM31 54V53H30ZM29 54V55H30ZM49 54V53H48ZM62 54V53H61ZM92 54V53H91ZM0 55H1V53H0ZM5 55V54H4ZM19 55V54H18ZM22 54H20V56H21ZM23 55H25L24 53H23ZM32 55H35L34 53L33 54H31V56ZM46 55V54H45ZM44 55V56H45ZM60 54H58V56H59ZM73 55V53L71 54V56ZM92 55H94V54H92ZM97 54H96V52H95V56H96ZM102 55V54H101ZM100 54H99V56H101ZM115 55L112 57V60H109V61H115L114 59L116 58L115 57ZM123 55H125V54H123ZM1 56H3V55H1ZM30 56V57H31ZM37 56V55H36ZM35 56V57H36ZM39 56H40V54H39ZM38 56V57H39ZM46 56H48V55H46ZM71 56H70V58H71ZM75 56V55H74ZM77 56V55H76ZM89 56V55H88ZM104 56V55H103ZM105 56H106V54H105ZM117 56H119L118 54H117ZM237 56H238V58H237ZM18 57V56H17ZM21 57H23V56H21ZM21 57H20V59H21ZM25 57V56H24ZM27 57H28V55H27ZM33 57V56H32ZM37 57V58H38ZM41 57V56H40ZM57 57V56H56ZM77 57H79V55L77 56ZM77 57H75V58H77ZM243 57V56H242ZM241 57V58H242ZM15 58H16V56H15ZM29 58V57H28ZM60 59H61V57H59ZM59 58H56V59H59ZM72 58H73V56H72ZM74 58V59H75ZM106 58V57H105ZM142 58V57H141ZM141 58H139L142 62H143V58L141 59ZM2 59L3 58H1V61H2ZM6 59H7V57H6ZM17 59V58H16ZM23 59H25V58H22V60L20 61V62H18V64L16 63V61H15V63L18 65V69H19V74H17L16 76L18 77V75L19 76H21L22 74L20 73V71H21V69H22V64H23ZM41 59V58H40ZM98 59H100V57L98 58ZM145 59H146V57H145ZM240 59V58H239ZM11 60V59H10ZM26 60H27V58H26ZM25 60V61H26ZM29 60V59H28ZM27 60V61H28ZM36 60V59H35ZM38 60V59H37ZM46 60H48V59H46ZM45 60V61H46ZM65 60L67 61V59L65 58ZM73 60V59H72ZM72 60H71V62H72ZM106 60V59H105ZM125 60H127L126 59V57H125ZM138 60V59H137ZM205 60V61H204ZM0 61V62H1ZM4 61H6V60H4ZM13 61V60H12ZM59 61V60H58ZM61 61H63V59H61ZM77 61V60H76ZM120 61H122V60H120ZM124 61V60H123ZM240 61H241V59H240ZM34 62V64L33 65H31L32 66V71L31 70H29V71H31V73L29 72V71H27L26 72V70H25V72H26V74L28 73H30V75H33L34 76V74H36L40 69H42V68H40V67H42V65H40V60H38L37 62H35V61H33ZM47 62V61H46ZM45 62V63H46ZM49 62V61H48ZM68 62H70V61H68ZM78 62H79V60H78ZM78 62H76V63H78ZM137 62V61H136ZM202 62H204V65L202 66ZM10 62L8 61V64H9ZM13 63V62H12ZM27 63L28 62H26V65H27ZM43 63H44V60H43ZM49 63H51V61L49 62ZM61 63V62H60ZM59 63V64H60ZM75 63V62H74ZM74 63L73 64H71L70 66L71 67H69L68 65H65L66 64V62L64 61L63 62V64L65 65V66H68L67 67V69H63V68H61L62 66H60V68H61V70L63 69V70H65V72H66V70H69L66 74L68 75H70V78L68 77V78H63L62 76H59V77H56L55 78V80L58 82H60V83H62V84H67V83H69V87L72 89V90H75V91H79L78 90V87H81V85H79L78 86V83H79V81H77V77L78 76H76V75H79L81 72L79 71V73H78V69L76 70V67L74 66ZM75 63V64H76ZM105 63V62H104ZM109 62L107 61V64H108ZM120 63V62H119ZM47 64V66L48 65H50V64H48V63H46ZM46 64H44V65H46ZM52 64V63H51ZM100 65H101V62L99 63ZM98 64V65H99ZM106 64V63H105ZM106 64V65H107ZM111 64H112V62H111ZM125 64V63H124ZM124 64H122L121 63V65H122V67H123V65ZM244 64V65H243ZM5 65V64H4ZM13 65V64H12ZM61 65V64H60ZM63 65V66H64ZM73 65V66H72ZM77 65V64H76ZM99 65V66H100ZM109 65H110V63H109ZM117 65H118V63H117ZM120 64H119V66H121ZM14 66V65H13ZM28 66V65H27ZM46 66V67H47ZM133 66V65H132ZM207 66H211L213 69H211V70H209L208 68H207ZM3 67H5V66H3ZM73 67H75V68H73ZM95 67H97V66H95ZM95 67H93V69H95ZM108 67V66H107ZM111 67V66H110ZM118 67V66H117ZM0 68H1V66H0ZM15 68V67H14ZM14 68H12V69H14ZM78 68H80V67H78ZM83 68V67H82ZM85 68V67H84ZM103 69H106V68H104V67H102ZM131 68H133V67H131ZM135 68V67H134ZM4 69V68H3ZM5 69H7L6 67H5ZM11 69V68H10ZM11 69V70H12ZM24 69V68H23ZM81 69V68H80ZM92 69V68H91ZM98 69V68H97ZM102 69V72H101V74L104 72V70ZM109 69V68H108ZM117 69V68H116ZM242 69H244L246 72V78H247V83L249 84V85H251V86H253L255 89V92H256V94H254L253 96H250L249 95V93L248 94H244V92L240 89V87H238L239 86V84H237V82H239L240 80V73H241V70ZM28 70V69H27ZM43 70V69H42ZM45 70V69H44ZM58 70V69H57ZM83 70V69H82ZM110 70V69H109ZM140 70V69H139ZM4 71V70H3ZM3 71H1L0 70V72H3ZM18 71V70H17ZM24 71V70H23ZM48 72H49V70H47ZM88 71H89V73H90V70L88 69ZM100 71H101V69H100ZM108 70H106V72H107ZM116 71H117V73H116ZM116 71H114V77H111V80H110V82H108L107 83V85H108V87L109 88H107L110 92H114V93H118V97L116 98V96H115V98H116V100H115V102L114 101H110V99L112 98L111 96L113 95V93H111V95L110 94H108V96H107V98H101V95H102V90H104V89H102L101 90V88H100V85H99V82L100 81H102V78H104V75H103V77H100L99 78V80L97 81V85H96V87H94L93 88V90H90L91 92H92V94H88V95H93V96H91V97H93V98H91L90 96H88L90 99H92L91 101H89L88 102V100H87V102L89 103V104H92L93 105V107H94V109H95V111H93L92 109H91V111L93 112H90V114L91 115H93V116H91L92 118H100V119H102L103 121H105L106 122V125H107V127L104 125V127H106V128H108V127H110V128H112V129H109L110 131L108 132V134L106 133V132H104V133H100L99 134V132H97L98 134H96V135H98L99 136V138H98V136H97V139H99V143H101L102 145H103V147L105 148V150H107L108 152H109V155H108V157H106V159L105 158H103L102 160H101V163H100V165L98 166V173H100V174H103V173H106L105 174V176L104 177H107V184L106 183H104V185L106 186L107 185V187H111V185L113 186V184L115 183L116 184V182H115V179H117L118 177L119 178H121L120 179V182H121V184H123V187H122V189H120L119 191H121L119 194H118V197H116V199L118 198L119 200H116V201H119L121 204H123L124 205V207H126L127 209H128V211H131V212H133V213H135V212H137L138 210H144V209H146L148 212L150 211H152V209L155 207L154 205V202H153V200H152V202L153 203H147V201H144V200H146L147 199V197H145L146 199H141V198H139L138 197V195H137V192L139 191V189H137L136 188V186H134V184H133V186H132V177H134V175L136 174V173H133V172H138L137 174H138V176L139 177H141V179H142V182L144 183V182H146L148 185H150V186H156V185H158V184H160V181L162 180L160 177H159V169H158V165L156 166L155 164H158L159 163V161H160V159H157L156 161H153V159H149V160H145L144 161V158L142 157L143 155H145V154H147V152H148V150L147 149H149V148H153V149H159L160 148V145H161V141L163 140V137L165 136V132H166V129H165V125L164 124H162L161 122H159L160 124L157 126V125H155V126H157V128H155V127H153L152 126V128H151V124L152 123H150V124H148L145 120H147V119H142L141 121H145L147 124V127H143V128H141V129H136L137 128V124H136V126L134 125V123H131L130 122V120H131V118L132 117H134L135 115H139V117H149V116H151V111H152V108L153 107H157V106H159L158 108H163L164 107V102H162V101H164V99H163V94H159V97H157V98H152L151 97V95H152V93H151V89L153 88V87H149V86H147L146 85V83L145 84H143V82H144V78L147 76V78H148V76H149V74H150V72L147 70H144V71H146V73H145V76L142 78V81L140 82V80H138V81H133L130 77H126V76H124L125 75V73L123 74V73H119L118 71H121V68L119 67V69H117ZM141 71V70H140ZM144 71H143V74H144ZM41 72V71H40ZM44 72V71H43ZM51 72V71H50ZM95 72V71H94ZM13 73V72H12ZM78 73V74H77ZM82 73H84V71L82 72ZM86 73V72H85ZM88 73V74H89ZM39 74V73H38ZM43 74V73H42ZM45 74V73H44ZM53 74V73H52ZM58 74V73H57ZM63 74V73H62ZM61 74V75H62ZM87 74V73H86ZM94 73H93V71H92V73H91V76L93 75ZM96 74V73H95ZM135 74H136V72H135ZM138 74V73H137ZM2 75V74H1ZM7 75V74H6ZM41 75V74H40ZM39 75V76H40ZM46 75H47V72H46ZM56 75V74H55ZM64 75V74H63ZM81 75V74H80ZM84 75V74H83ZM90 75V74H89ZM139 75V74H138ZM137 75V76H138ZM151 75V74H150ZM3 76L4 77H6V78H8L9 77V79L8 80H10V77L12 76V75H10V76H5V74H4V72H3ZM24 76H25V73H24ZM29 76V75H28ZM27 76V77H28ZM36 76H38V75H36ZM53 76V75H52ZM66 76V75H65ZM87 76V75H86ZM90 76V77H91ZM94 76V78H95V75H93ZM106 76H108V74L106 75ZM13 77H14V74H13ZM27 77H25V78H27ZM31 77V76H30ZM35 77V76H34ZM42 76H40L39 78H41ZM44 77V76H43ZM42 77V78H43ZM46 77V76H45ZM53 77H55V76H53ZM85 77V76H84ZM83 77V78H84ZM98 77V76H97ZM138 77H141V75L140 76H138ZM137 77V78H138ZM157 77V78H158ZM1 78V77H0ZM3 78V77H2ZM33 78V77H32ZM47 79H45L46 81H50V80H52L53 78L51 77V75L50 74H48L47 75V77H46ZM79 78H81L80 76H79ZM147 78L145 79V80H147ZM150 78V77H149ZM15 78H13V80H14ZM16 79H18V78H16ZM22 79V78H21ZM24 79V78H23ZM22 79V80H23ZM27 79H29V77L27 78ZM38 79V78H37ZM66 79V80H65ZM86 79V78H85ZM85 79H83V80H85ZM88 80L90 79V81H91V78H87ZM86 79V80H87ZM101 79V80H100ZM109 79V78H108ZM139 79V78H138ZM156 79V78H155ZM154 79V80H155ZM3 80H4V78H3ZM20 80V78L18 79V83L21 81H19ZM54 80V79H53ZM52 80V82H54ZM80 80V79H79ZM158 80V79H157ZM0 81H1V79H0ZM23 81H27L26 79L25 80H23ZM32 81H33V79H32ZM32 81H30V82H32ZM35 81V80H34ZM37 81V80H36ZM36 81L34 82L35 83V85H36ZM39 81V80H38ZM40 81H42V80H40ZM46 81H44V78H43V82L44 83H42L43 85L45 84V82ZM55 81V82H56ZM90 81H88V82H90ZM104 81H106V80H104ZM103 81V82H104ZM2 82V81H1ZM7 82V81H6ZM14 82H16V81H14ZM13 81H12V83H14ZM54 82V83H55ZM78 82V83H77ZM84 83H85V81H83ZM92 82V81H91ZM90 82V83H91ZM137 83L136 85H137V87L135 86V87H133V89L132 90H136L137 89V91H136V93H135V91H134V94L133 93H129V91H128V88L130 87V85H134V83ZM154 82V81H153ZM156 82V81H155ZM5 83V82H4ZM26 83V82H25ZM29 83V82H28ZM47 83V82H46ZM81 83V82H80ZM94 83H95V81H94ZM93 83V84H94ZM102 83V82H101ZM138 83H140L139 85H138ZM150 83V82H149ZM242 82H240V84H241ZM9 84H10V82H9ZM23 84V83H22ZM57 84V83H56ZM87 84V83H86ZM96 84V83H95ZM105 84V83H104ZM104 84H103V86H104ZM142 84H143V86H142ZM148 84V83H147ZM154 84H156V83H154ZM158 84H160V82L158 83ZM246 84V83H245ZM3 85V83L2 84H0V86H2ZM5 85V84H4ZM12 85V84H11ZM14 85V84H13ZM12 85V86H13ZM18 85V84H17ZM25 85H27V84H25ZM34 85V86H35ZM54 85V84H53ZM53 85H52V87H53ZM58 85H59V83H58ZM151 85V84H150ZM8 86V85H7ZM15 86V85H14ZM20 86H21V84H20ZM39 86V85H38ZM37 85L35 86V87H38ZM45 86H46V88H47V85L45 84ZM44 86V87H45ZM50 86V89H51V85H49ZM57 86V85H56ZM59 86H61V85H59ZM63 86H65V85H63ZM85 86V85H84ZM156 86V85H155ZM154 86V87H155ZM242 86V85H241ZM244 86V85H243ZM3 87V86H2ZM2 87L0 88L1 90H3V92H4V87H3V89H2ZM23 87V86H22ZM27 87V86H26ZM34 87V88H35ZM43 86L41 85V88H42ZM83 87V86H82ZM159 87V86H158ZM8 88H9V86H8ZM15 88H16V86H15ZM18 88H19V85H18ZM29 88V87H28ZM247 88V87H246ZM249 89H250V87H248ZM5 89H6V87H5ZM11 89V88H10ZM36 89V88H35ZM39 89V88H38ZM43 89H45V88H43ZM59 89H61V87H59ZM89 89H92L91 87L90 88H88V92H89ZM143 89V90H142ZM156 89H157V87H156ZM240 89V90H239ZM248 89V90H249ZM7 90V89H6ZM19 90V89H18ZM41 90V89H40ZM47 90H49V89H47ZM53 90V89H52ZM55 90V89H54ZM54 90L53 91H50V92H52L53 94H54ZM63 90H66V89H63ZM140 90H142L141 92H140ZM9 91H11V90H9ZM37 91V90H36ZM39 91V90H38ZM81 91H83V88H82V90ZM156 91V90H155ZM154 91V92H155ZM247 91V90H246ZM19 92V91H18ZM24 92V91H23ZM34 93H35V91H33ZM42 92V91H41ZM44 93H45V91H43ZM57 92V91H56ZM61 92V91H60ZM71 92V94H72V92H74V91H70ZM85 92L86 93H88L86 90H85ZM84 91H83V93L86 95V93H85ZM106 92V91H105ZM160 92V93H161ZM7 93V92H6ZM33 93V94H34ZM47 93V92H46ZM45 93V94H46ZM52 93H51V95H52ZM58 93H59V91H58ZM74 93H76V92H74ZM81 93V92H80ZM79 93V94H80ZM251 93V92H250ZM12 94V93H11ZM17 94H19V93H17ZM25 94H27V93H25ZM36 94V93H35ZM34 94V95H35ZM38 94H40V91H39V93ZM50 94V93H49ZM48 94V95H49ZM64 94V93H63ZM66 94V93H65ZM64 94V95H65ZM69 94V93H68ZM77 94V93H76ZM84 94H81V96H85ZM100 94V95H99ZM4 95H5V92H4ZM4 95H3V93H1V91H0V109L2 108V110H0V136L2 135L1 133H3L2 131H3V123H2V121L4 120L5 121V119L7 120V117H9L10 116V114L12 115V113H10V108H9V104L10 103H8V100H6V97H4ZM7 95H9V94H7ZM37 95V94H36ZM36 95H35V98H36ZM44 95V94H43ZM48 95H45V96H47V98H48ZM51 95H50V97L48 98V99H50L51 100V103H52V105H51V107H50V110L48 111L47 109H48V107L50 106H47V109H46V105H47V103L48 102H46L48 99L46 98V99H44V96H43V99H44V101L46 102V105H45V108L44 109H46L47 110V113L45 112V114H48V113H51V114H56V113H58V112H56L58 109H55V106H56V99H55V97H54V95L52 96V97H54V99L51 97ZM64 95H63V97H64ZM124 95H127V96H124ZM158 95V94H157ZM162 95V96H161ZM20 96V95H19ZM22 96V95H21ZM57 96H58V94H57ZM69 96H71L70 94H69ZM76 96V95H75ZM87 96V95H86ZM100 96V97H99ZM123 96L125 97V99H123ZM131 97V98H129V97ZM154 96V95H153ZM168 96V95H167ZM13 97V96H12ZM16 97H18L17 95H16ZM15 97V98H16ZM25 97V96H24ZM40 97H41V95H40ZM39 97V99H41V101L43 100L42 99V97L40 98ZM99 97V98H98ZM111 97V98H110ZM156 97V96H155ZM11 98V97H10ZM14 98V99H15ZM61 98H62V96H61ZM75 98H77V97H75ZM79 98H80V95H79ZM118 98H121L120 100H118ZM7 99H8V97H7ZM17 99V98H16ZM38 99V98H37ZM60 99V98H59ZM63 99V98H62ZM62 99H60V102H61V100ZM68 97H67V101L65 100V102H68ZM73 99L74 98H72V101H73ZM81 99V98H80ZM79 99V101H77L76 100V104H77V102H78V104H79V102L81 101ZM163 99V100H162ZM18 100V99H17ZM20 100H22V98L20 99ZM50 100H48V101H50ZM64 100V99H63ZM85 99L84 100H82L83 101V103H84V101H86ZM10 101V100H9ZM12 101V100H11ZM19 101V100H18ZM40 101V102H41ZM70 101V100H69ZM116 101H117V105H115L116 104ZM38 102V101H37ZM44 102V103H45ZM74 102V101H73ZM72 102V103H73ZM86 102V103H87ZM91 102V103H90ZM248 102H250L249 104H248ZM14 103H16L15 101H14ZM36 103V102H35ZM42 103V102H41ZM43 103V104H44ZM170 103V102H169ZM18 104L19 105H21L20 104V102H18ZM17 104V105H18ZM26 104V103H25ZM24 104V105H25ZM49 104V103H48ZM62 104H63V102H62ZM85 104V103H84ZM89 104H88V106H89ZM172 104V103H171ZM13 105V104H12ZM15 105V104H14ZM36 106V108H37V105L38 104H35ZM60 105H61V103H60ZM66 105V104H65ZM81 105H83V104H81ZM114 105V112L112 111V115H111V117L109 116V114L111 113V112H109L110 110V108L112 107ZM16 106V105H15ZM14 106V107H15ZM39 106L40 105H38V108H39ZM41 106H44V105H41ZM40 106V107H41ZM64 106V105H63ZM63 106L61 105V107L63 108ZM69 105H66V107H68ZM76 106H78V105H76ZM87 106V105H86ZM245 106H253V107H259V110H258V113H259V116H258V114H257V121H254V122H256L255 124H257V122H259V125H257V126H254L253 124H252V122H253V120H252V118L253 117H251V116H249V115H244V116H248V117H243V115H242V110H243V108L245 107ZM10 107H12V106H10ZM14 107H13V109H14ZM17 107V106H16ZM22 107V106H21ZM26 107V106H25ZM32 107H34V105L32 106L31 105V109H33ZM34 107V108H35ZM71 108H73L72 106H70ZM82 107V106H81ZM80 107V108H81ZM92 107V106H91ZM90 107V108H91ZM29 108V109H30ZM43 108V107H42ZM42 108H40L41 109V111H42ZM158 108H156V110L158 109ZM19 109V108H18ZM64 109V108H63ZM70 109V108H69ZM86 109H87V107H86ZM20 110V109H19ZM19 110H17V112L19 111ZM23 110H25L24 109V107H23ZM37 110V109H36ZM35 110V111H36ZM39 110V109H38ZM68 110V109H67ZM71 110H75V109H71ZM80 110V109H79ZM79 110H77V111H79ZM83 110H85L84 108L82 109V112H83ZM120 110V111H119ZM164 110V109H163ZM210 110L212 111H214L215 113V115H216V118L217 117H219V118H217V119H220V118H224V120H225V122H224V120H223V122L221 123V122H219L220 124H213V123H215V122H212V124H210L209 122H211L212 120H211V114H213L212 112H210ZM31 111V110H30ZM33 111H34V109H33ZM45 111V110H44ZM43 111V112H44ZM65 111V110H64ZM88 111H89V109H88ZM116 111H118L117 113V115H116ZM245 111V110H244ZM12 112V111H11ZM13 112H15V111H13ZM16 112V114L18 115V113ZM24 112V111H23ZM38 112V111H37ZM71 112V111H70ZM81 112V113H82ZM87 112V111H86ZM85 112V113H86ZM211 113L208 117L207 116H205V115H207L208 113ZM21 113V112H20ZM36 113V112H35ZM65 113V112H64ZM68 113H69V110H68ZM73 113V112H72ZM79 113V112H78ZM77 113V114H78ZM150 113V115H148ZM155 113H156V111H155ZM33 114H34V112H33ZM74 114H75V112H74ZM80 114V113H79ZM78 114V115H79ZM83 114V113H82ZM87 114H89L88 112H87ZM15 115V114H14ZM21 115H22V113H21ZM35 115V114H34ZM36 115H37V113H36ZM67 115H69V114H67ZM66 114H65V116H67ZM76 115V114H75ZM251 115V114H250ZM23 116H25L24 114H23ZM54 116V115H53ZM72 116V115H71ZM79 116H83V115H79ZM110 117V119H109V121H106L109 117ZM157 116V115H156ZM155 116V117H156ZM203 116H205L206 117V119L208 120V119H210L211 121H204L205 122V124H204V122H203V120H205V119H203L201 122H203V126H204V128H203V126H202V128H200V129H205V126H207L206 125V122H208L210 125L209 126H207L206 128H209V129H205V130H199V127H198V123H199V119L201 118H203ZM213 116V115H212ZM226 116H228V117H230L229 119H228V117H226ZM14 117H16V116H14ZM43 117H45V116H43ZM68 117V116H67ZM86 117V116H85ZM136 117V116H135ZM152 117V116H151ZM150 117V118H151ZM204 117V118H205ZM11 118V117H10ZM21 118V117H20ZM23 118V117H22ZM25 118V117H24ZM23 118V119H24ZM56 118V117H55ZM64 118H66V117H64ZM74 118H76V116H74ZM88 118H89V116H88ZM87 117H86V119H88ZM96 118H95V120H96ZM150 118H148V119H150ZM153 118H154V116H153ZM264 118V117H263ZM13 119V118H12ZM16 119V118H15ZM18 119V118H17ZM69 119V118H68ZM77 119H78V117H77ZM77 119H75V120H77ZM86 119L84 118L83 120H85L86 121ZM133 119V118H132ZM137 119V118H136ZM155 119V118H154ZM226 119H228L229 120V123L227 122V120ZM254 119H256V117L254 118ZM43 120H45V119H43ZM66 120V119H65ZM79 120V119H78ZM91 120V119H90ZM151 121L153 120V119H150ZM158 120V119H157ZM216 120V119H215ZM252 120V121H251ZM262 120V119H261ZM264 120V119H263ZM7 121H9V120H7ZM23 121V120H22ZM45 121H47V118H46V120ZM51 121V120H50ZM61 121V120H60ZM85 121H83V122H85ZM93 121V120H92ZM97 121V120H96ZM132 121V120H131ZM135 121V120H134ZM138 121V120H137ZM140 121V120H139ZM154 121V120H153ZM217 121H219V120H217ZM6 122V121H5ZM10 122H12V120L10 121ZM13 122H15V120L13 121ZM18 122H20L19 121V119H18ZM18 122L15 124V125H18ZM35 122V121H34ZM55 122V121H54ZM64 122V121H63ZM79 122H81L80 120H79ZM90 122V121H89ZM94 122V121H93ZM157 122V121H156ZM200 122V123H201ZM40 123H42V122H40ZM39 123V124H40ZM45 123V122H44ZM51 123V122H50ZM57 123L58 124H60V122L58 121V122H56V127H58V125H57ZM61 123H62V121H61ZM87 123H88V120H87ZM91 123V122H90ZM139 123V122H138ZM143 123V122H142ZM7 123H5V125H6ZM78 124V123H77ZM81 124V123H80ZM84 124V123H83ZM86 124V123H85ZM93 124V123H92ZM96 124V123H95ZM117 124H120L119 125V127H118V125ZM145 124V123H144ZM154 124V123H153ZM202 124V123H201ZM21 125L23 126L24 124H22L21 123ZM43 125V124H42ZM45 125V124H44ZM43 125V126H44ZM62 125V124H61ZM99 125H100V123H99ZM141 126L143 125V124H140ZM22 126H20V129L22 128ZM27 127V125L25 124L24 125V128H26ZM66 126H67V124H66ZM80 126V125H79ZM86 126H87V124H86ZM97 126V125H96ZM100 126H102V125H100ZM99 126V127H100ZM139 126V125H138ZM10 127H11V124H10ZM14 127V126H13ZM17 127V126H16ZM16 127L14 128L15 130H16ZM68 127V126H67ZM77 127V126H76ZM75 127V128H76ZM81 127H82V125H81ZM94 127H95V125H94ZM201 127V126H200ZM5 128V127H4ZM7 128H9V127H7ZM6 128V129H7ZM19 128V127H18ZM44 128V127H43ZM60 128H62V127H60ZM78 128V127H77ZM84 128V127H83ZM82 128V129H83ZM95 128H98V127H95ZM103 128V127H102ZM150 128L151 129H153V131L154 130H157V132L154 134V136L152 137V139L150 140V142L149 143H147L148 142V140H149V138H148V140H147V133L149 132V130H150ZM5 129V130H6ZM12 129V128H11ZM26 129H28V128H26ZM50 129H54L55 130V127H50ZM86 129V128H85ZM99 129V128H98ZM98 129H97V131H98ZM104 129V128H103ZM46 130V129H45ZM44 130V131H45ZM10 131V130H9ZM58 131V135H59V132L61 133V131H59V130H57ZM57 131H56V134H57ZM80 131V130H79ZM79 131H75V132H78L79 133ZM91 129H90V132H89V130H88V132H89V134H92L91 133ZM94 131V130H93ZM100 131H102V129L100 130ZM165 131V132H164ZM169 131V130H168ZM6 132H8V131H5V133ZM11 132V131H10ZM15 132V131H14ZM18 132V131H17ZM50 132V131H49ZM55 132V131H54ZM95 132H96V130H95ZM94 132V133H95ZM4 133V134H5ZM12 133V132H11ZM18 133H20V132H18ZM45 133H46V131H45ZM86 133H87V130H86ZM153 133V132H152ZM231 133H230V135H231ZM13 134V133H12ZM47 134V133H46ZM67 134V133H66ZM81 134H82V132H81ZM16 135V134H15ZM29 135H30V133H29ZM47 135H49V133L47 134ZM47 135H45V136H47ZM52 135V134H51ZM51 135H50V137H51ZM58 135H57V137H58ZM84 135V134H83ZM234 135V134H233ZM232 135V136H233ZM246 135V134H245ZM3 136V135H2ZM13 136H14V134H13ZM33 136V135H32ZM61 136H62V133H61ZM69 136H71V135H69ZM69 136H68V138H69ZM78 136V135H77ZM76 136V137H77ZM87 136H88V133H87ZM86 136V137H87ZM181 136V137H180ZM257 136V137H258ZM21 137V136H20ZM28 137H30V136H28ZM27 137V138H28ZM34 137V136H33ZM48 137V136H47ZM49 137V138H50ZM56 137V136H55ZM82 136H79L78 138H81ZM85 137V138H86ZM231 137V136H230ZM239 137H240V135L239 136H237V135H234V137L232 138V139H229V145H228V147L229 148H227V150L228 151H233L234 150V152L233 153H235V151H236V153H238V152H243V151H248V149H250L249 148V146L247 145V143L246 142H240V140L241 139H239ZM3 138V137H2ZM5 138V137H4ZM30 138H32V137H30ZM42 138V137H41ZM41 138H39V139H41ZM77 138V139H78ZM91 138V137H90ZM255 138V137H254ZM254 138H253V141H254ZM261 138V137H260ZM262 138H264V137H262ZM7 139V138H6ZM5 139V140H6ZM11 139V138H10ZM9 139V140H10ZM16 139L18 140V137H16ZM36 139V138H35ZM43 139V138H42ZM70 139V138H69ZM89 138L87 137V139H85L84 141H86V140H88ZM96 139V138H95ZM166 139V138H165ZM242 139H243V137H242ZM0 140H1V138H0ZM8 140V139H7ZM13 140H15L14 138H13ZM29 140V138L27 139V141ZM32 140H34V139H32ZM37 140V139H36ZM35 140V141H36ZM57 140L58 139H56V144H57ZM60 140H62V139H60ZM91 140V139H90ZM166 140H168V139H166ZM165 140V141H166ZM228 140V138H226V141ZM257 140V139H256ZM264 140V139H263ZM40 141V140H39ZM43 141V140H42ZM50 141H51V139H50ZM55 141V140H54ZM59 141V140H58ZM92 141V140H91ZM91 141H90V143H91ZM242 141V140H241ZM252 141V142H253ZM8 142V141H7ZM13 142V141H12ZM11 142V143H12ZM29 142H32V141H28V144H29ZM60 142V141H59ZM62 142V141H61ZM69 142H71V141H69ZM68 142V143H69ZM78 142V141H77ZM88 142V141H87ZM86 142V143H87ZM167 142V141H166ZM179 142V141H178ZM177 142V143H178ZM261 142V141H260ZM15 143V142H14ZM17 143H18V141H17ZM40 143V142H39ZM42 143H44V142H42ZM41 143V144H42ZM51 143H53V141L51 142ZM84 143V142H83ZM98 143V142H97ZM165 143V142H164ZM163 143V144H164ZM224 143L226 144V145H224ZM251 143V142H250ZM250 143H249V145H250ZM255 143V142H254ZM253 143V144H254ZM256 143H257V141H256ZM31 144V143H30ZM35 144H36V142H35ZM41 144H39V146L41 145ZM47 144V143H46ZM50 144V143H49ZM59 144H62V143H59ZM65 144H66V142H65ZM74 144V143H73ZM72 144V145H73ZM79 144V143H78ZM101 144H100V147H101ZM162 144V145H163ZM175 144V143H174ZM15 145H18V144H15ZM51 145V147H52V144H50ZM67 145H69V144H67ZM81 145V144H80ZM86 145V144H85ZM90 145V144H89ZM92 145V144H91ZM90 145V146H91ZM148 145H150V146H148ZM165 145V144H164ZM192 145L190 146V147H192ZM261 145V144H260ZM259 145V146H260ZM6 146V145H5ZM13 146V145H12ZM38 145H36V147H39ZM45 146H47V145H45ZM57 146H61L62 147V145H57ZM70 146V145H69ZM82 146V145H81ZM80 146V147H81ZM252 146V145H251ZM6 147H8V146H6ZM18 147V146H17ZM20 147V146H19ZM31 148H32V144H31V146H30ZM83 147V146H82ZM94 147H95V145H94ZM176 147V146H175ZM253 147V146H252ZM254 147H255V145H254ZM253 147V148H254ZM13 148V147H12ZM40 148V147H39ZM47 148V147H46ZM89 147H87V149H88ZM96 148H97V145H96ZM162 148V147H161ZM160 148V149H161ZM189 148V147H188ZM257 148V147H256ZM4 149H5V147H4ZM49 149V148H48ZM48 149H46L47 150V152H48ZM51 149V148H50ZM57 149V148H56ZM59 149V148H58ZM67 149V148H66ZM72 149V148H71ZM78 149V148H77ZM77 149H75V150H77ZM86 149V148H85ZM91 149V148H90ZM159 149V150H160ZM163 149V148H162ZM252 149V148H251ZM40 150H42L41 148H40ZM61 150V149H60ZM59 150V151H60ZM75 150H73L74 152H75ZM89 150V149H88ZM93 150V149H92ZM94 150H95V148H94ZM97 150V149H96ZM225 150V149H224ZM254 150V149H253ZM6 151H7V149H6ZM10 151V150H9ZM8 151V152H9ZM43 151V150H42ZM45 151V150H44ZM89 151H91V150H89ZM150 151V150H149ZM153 151V150H152ZM191 151H193V150H191ZM21 151L19 150V149H15V153H16V155L14 156V159H13V161H14V163L17 165V164H19L18 166H19V169H20V166H22L23 165V163L25 162L24 161V158L22 157V152L20 153ZM36 152H37V150H36ZM47 152H46V154H47ZM58 152V151H57ZM72 152V150L70 151V153ZM74 152H72V153H74ZM82 152V151H81ZM85 152H86V150H85ZM98 152V151H97ZM139 152H141V159L143 158V160L140 162H138V166H137V168L135 167V165H134V169H132L133 170V172H130V173H132V177H130V175H128V173H126V172H124L123 171V169L124 168H122V167H120V164H122V163H124V161L126 162V160H127V162L126 163H130L129 165L130 166H132L131 165V163H132V160H134V158H132L133 157V155H139ZM194 152V151H193ZM245 152V153H246ZM14 153V154H15ZM42 153V152H41ZM45 153V152H44ZM50 153H52L51 151H50ZM87 153V152H86ZM90 153V152H89ZM89 153H87L86 155H88ZM100 153V152H99ZM106 153V152H105ZM188 153H189V151H188ZM194 153H196V152H194ZM4 154H6V152L4 153ZM9 154H10V152H9ZM45 154V155H46ZM59 154V153H58ZM192 154V153H191ZM7 155V154H6ZM35 155V154H34ZM34 155H32V159L33 160H35V163H36V161H37V164H38V162L42 159V158H40V156L38 157V155H36V156H34ZM41 155H44V154H41ZM44 155V156H45ZM51 155V154H50ZM53 155V154H52ZM85 155V154H84ZM94 155V154H93ZM159 155V154H158ZM193 155V154H192ZM195 155V154H194ZM241 157H242V155H241V153L239 154ZM4 156V155H3ZM54 156V155H53ZM132 156V157H131ZM136 156V157H137ZM147 156V155H146ZM191 156V155H190ZM236 156H238V155H236ZM236 156H235V158H236ZM239 156V158H241ZM8 157V156H7ZM6 157V159H8ZM46 158H47V155L45 156ZM43 158L42 159V161H44V159H46V158ZM52 157V156H51ZM51 157H49V155H48V159L49 158H51ZM56 157V156H55ZM85 157V156H84ZM97 157H98V155H97ZM135 157V156H134ZM187 157V156H186ZM1 158V157H0ZM54 158V157H53ZM52 158V159H53ZM87 158V157H86ZM132 158V159H131ZM149 158V157H148ZM190 158H192V156L190 157ZM193 158L195 159H197L198 158V156L196 157V155H195V157L193 156ZM233 158V157H232ZM239 158L237 159V160H239ZM5 159V158H4ZM4 159H1V160H4ZM48 159H47V161H48ZM89 159V158H88ZM87 159V160H88ZM138 159H139V157H138ZM185 159H187V158H185ZM219 159V158H218ZM82 160H84V159H82ZM91 160V159H90ZM136 160H137V158H136ZM213 160H214V158H213ZM221 160V159H220ZM52 161V160H51ZM54 161H56V160H54ZM92 161V160H91ZM91 161H90V164H91ZM94 161V160H93ZM92 161V162H93ZM96 161V160H95ZM193 161V160H192ZM200 161V162H199ZM198 161V164L200 163L202 166H203V164H205V162H202L201 163V160H199ZM241 161V160H240ZM34 162V161H33ZM49 162V161H48ZM89 162V161H88ZM191 162V161H190ZM223 162V161H222ZM3 163H6V162H3ZM26 163V162H25ZM42 163V162H41ZM44 163V162H43ZM84 163V162H83ZM87 165H89V163H87V162H85ZM188 160H186L185 161V163L184 164H186L187 165V167L190 165H188ZM208 163H207V165H208ZM218 163V162H217ZM217 163H216V165H217ZM238 163H241V162H239L238 161ZM1 164V163H0ZM53 164V163H52ZM93 164V163H92ZM99 164V163H98ZM134 164V163H133ZM195 164V163H194ZM211 164V163H210ZM219 164H221V163H218V165ZM2 165V164H1ZM33 165H34V163H33ZM36 165V164H35ZM44 165H45V163H44ZM50 165V164H49ZM55 165V164H54ZM87 165H85V166H87ZM97 165V164H96ZM196 165V164H195ZM206 164L204 165L205 167L207 166ZM51 166V165H50ZM56 166V165H55ZM122 166V165H121ZM197 166V165H196ZM124 167V166H123ZM133 167V166H132ZM190 167V166H189ZM85 168V174H84V176H83V178L81 179L82 181H80V182H82L81 183V185H84V183L86 182V181H88V179L90 178V174H87V173H89L88 171H87V173H86V170H89V169H87L88 168V166H87V168L86 167H84ZM84 168H83V170H84ZM90 168V167H89ZM122 168V169H121ZM126 168V167H125ZM159 168H161V167H159ZM186 168V167H185ZM216 168V167H215ZM220 169H221V166L219 167ZM17 169V168H16ZM22 169V168H21ZM20 169V170H21ZM69 169V168H68ZM96 169V170H97ZM190 169H191V167H190ZM217 169V168H216ZM18 170V169H17ZM16 170V171H17ZM19 170V171H20ZM80 170V169H79ZM91 170H92V168H91ZM128 170V169H127ZM132 170H129V171H132ZM134 170H136V171H134ZM186 170H187V168H186ZM192 170V169H191ZM218 170V169H217ZM223 170H225V169H223ZM246 169H244V171H243V173L244 172H246L245 171ZM28 171V170H27ZM70 171V170H69ZM81 171H82V169H81ZM93 171H94V168H93ZM92 171V172H93ZM160 171H162V170H160ZM80 172V171H79ZM83 172V171H82ZM170 172V171H169ZM192 172V171H191ZM220 172H221V170H220ZM29 173V172H28ZM74 173V172H73ZM78 172H76L75 174H77ZM241 173V172H240ZM75 174H74V177H75ZM83 174V173H82ZM137 174H136V176H137ZM165 174V173H164ZM188 174V173H187ZM78 176L80 175V174H77ZM93 176H95V173L94 174H92ZM97 175V174H96ZM148 175V176H147ZM173 175V174H172ZM239 175V174H238ZM245 175V176H244ZM244 175H242L241 174V177H240V180L239 179H237V180H239L240 182H241V184L242 185H244L245 184V181L247 180V178H246V174H244ZM249 175V174H248ZM250 175H252V174H250ZM4 176L6 177V175L4 174ZM3 176V177H4ZM71 176H73L72 175V173H71V175H70V177ZM118 176V177H117ZM166 177L164 178L165 179V181H164V183H162V185H163V188H162V191H161V194L159 195V196H157V197H160V199H162L163 198V200L165 201V199L164 198H166L167 199V201H165L164 202V205L162 206L163 207V210L164 211H170L171 213H173V212H175V215H176V212H177V210H178V205L175 203V202H173V201H171L170 199H168V194H169V192H168V190H170L169 189V187L170 186H172V184H173V182L172 181H174V180H172L171 179V176H168V175H165ZM189 176H190V174H189ZM206 176H207V174H205L204 176H202L203 178L198 182V184H199V186H200V189L202 190V192L204 193V192H206L205 191V188H207V187H209V186H211V187H214L215 189H214V191L216 190V191H218L217 189H220L221 190V188H222V186L223 185H225L226 183H224V181L222 180L221 181V178H222V176L220 177V180L219 181H217V182H214V183H212L213 181H210L211 182V184H213V185H209V186H207L206 185V179L208 180V178H206ZM209 176V175H208ZM139 177H136V178H139ZM193 177V176H192ZM254 177V176H253ZM73 178V177H72ZM76 178H78L79 179V177H76ZM93 178V177H92ZM101 178H103V177H101ZM135 178V177H134ZM190 178V177H189ZM206 178V179H205ZM237 178H239L238 176H237ZM249 178V177H248ZM47 180L49 179V178H46ZM105 179V178H104ZM140 179V178H139ZM197 179V178H196ZM223 179H224V177H223ZM251 179V178H250ZM253 179V178H252ZM2 180H3V178H2ZM80 180V179H79ZM93 180V179H92ZM101 180H103V179H101ZM46 181V180H45ZM94 181V180H93ZM100 181V180H99ZM103 181H105V180H103ZM117 181H119V180H117ZM216 181V180H215ZM51 182V181H50ZM79 182V183H80ZM194 182V181H193ZM210 182H209V184H210ZM249 182V181H248ZM252 182H253V180H252ZM48 183V182H47ZM101 184L103 183V182H100ZM99 183V186L101 185ZM143 183H141L140 185H142ZM239 183V182H238ZM255 183V182H254ZM51 184V183H50ZM70 184V183H69ZM75 184V183H74ZM95 184L96 183H93L92 184V186H94L95 187ZM98 184V183H97ZM117 184H119L118 182H117ZM198 184L196 183V185L198 186ZM249 184H251V183H249ZM72 185V184H71ZM78 185V184H77ZM77 185H73L74 187L75 186H77ZM90 185V184H89ZM126 185H130V187L128 186H126ZM144 185V184H143ZM161 185V186H162ZM241 185V186H242ZM245 185H247V184H245ZM257 185H259V184H257ZM257 185H255L256 186V188H257ZM72 186V187H73ZM91 186V185H90ZM117 186V185H116ZM195 186V185H194ZM198 186V187H199ZM249 186H252V185H249ZM62 187V186H61ZM73 187V188H74ZM94 187H93V190H95L94 189ZM96 187H97V185H96ZM95 187V188H96ZM101 187V186H100ZM142 187H144V186H141V188L140 187H138V188H140V189H143ZM149 187V186H148ZM196 187V186H195ZM247 187V186H246ZM253 187V186H252ZM252 187H251V189H252ZM261 187L263 188V186H262V184H260V186H258V190H260L261 189ZM41 188V187H40ZM49 188H51V186L49 187ZM73 188H72V190H73ZM76 188V187H75ZM74 188V189H75ZM79 188V187H78ZM83 188H84V186H83ZM83 188H82V186H80V189H82L83 190ZM121 188V187H120ZM145 188H146V186H145ZM151 188V187H150ZM241 188H245V186H242ZM248 188V187H247ZM246 188V189H247ZM255 188V187H254ZM255 188V189H256ZM5 189H7V188H5ZM42 189V188H41ZM100 189V188H99ZM98 189V190H99ZM101 189H103V188H101ZM108 189V188H107ZM209 189V188H208ZM14 190V189H13ZM13 190H12V192H13ZM69 190H71V187L69 188ZM89 190V189H88ZM92 190V189H91ZM104 190H105V188H104ZM103 190V191H104ZM110 190V189H109ZM144 190V189H143ZM210 190V189H209ZM212 190H213V188H212ZM211 190V191H212ZM220 190H219V193H220ZM223 190H224V188H223ZM253 190V189H252ZM17 191V190H16ZM16 191H15V193L13 192V194H16ZM77 191V190H76ZM102 191V192H103ZM141 191V190H140ZM247 191V190H246ZM4 192H5V190H4ZM7 192V191H6ZM9 192V191H8ZM7 192V193H8ZM18 192V191H17ZM40 192H42V190L40 191ZM71 192V191H70ZM74 192H75V190H74ZM78 192V191H77ZM80 192V191H79ZM90 192V191H89ZM93 192V191H92ZM95 192H97V190H95ZM95 192H93L94 194H96ZM255 192H256V190H255ZM11 192H9V194H10ZM44 193V192H43ZM81 193V192H80ZM84 193V192H83ZM93 193H91L92 195H93ZM98 193V192H97ZM171 193V192H170ZM209 193H211L210 191H209ZM218 193V196L220 195ZM18 194V193H17ZM78 194V193H77ZM99 194V193H98ZM100 194L102 195V194H104V193H101L100 192ZM159 194V193H158ZM214 194H216L217 195V192L216 193H214ZM4 195V194H3ZM40 195V194H39ZM42 195V194H41ZM45 195H46V193H45ZM111 195V194H110ZM114 195H117V194H114ZM223 195V193L221 194V196ZM19 196V195H18ZM17 196V197H18ZM95 196V195H94ZM96 196H97V194H96ZM100 196V195H99ZM103 196V195H102ZM175 196V195H174ZM202 196V193L200 194V197ZM212 196V195H211ZM220 196V197H221ZM224 196V195H223ZM14 197V196H13ZM17 197H16V199L15 200H17ZM40 197V196H39ZM92 197V196H91ZM103 197H105V196H103ZM115 197V196H114ZM170 197H172V196H170ZM220 197H219V200H220ZM255 197V196H254ZM41 198V197H40ZM84 198V197H83ZM96 198V197H95ZM100 198H102V197H100ZM110 198V197H109ZM108 198V199H109ZM112 198H113V195H112ZM142 198H143V196H142ZM204 198V197H203ZM218 198V197H217ZM86 199V198H85ZM84 199V200H85ZM103 199V198H102ZM102 199H100V200H102ZM139 199V200H138ZM215 199V198H214ZM95 200H98V198L97 199H95ZM110 200V199H109ZM112 200V199H111ZM172 200H174V199H172ZM176 200V199H175ZM184 200V199H183ZM187 200V199H186ZM218 200V199H217ZM215 201L216 203H214V205H216L217 204V202L219 203L220 201L218 200V201ZM45 201V200H44ZM43 201V199H42V205L46 202H44ZM89 201V200H88ZM141 203V204H139V202ZM176 201H178V200H176ZM34 202V201H33ZM87 202V201H86ZM91 202H92V200L91 201H89V203L91 204ZM112 202H113V200H112ZM118 202V203H119ZM149 202V201H148ZM151 202V201H150ZM186 202V201H185ZM48 203V202H47ZM79 203V202H78ZM81 203H83V202H81ZM119 203V204H120ZM187 203V202H186ZM21 204H23V203H21ZM25 204V203H24ZM75 204V203H74ZM87 204V203H86ZM189 204V203H188ZM27 205V204H26ZM25 205V206H26ZM32 205V204H31ZM35 205V204H34ZM41 205V204H40ZM76 205V204H75ZM78 205V204H77ZM218 205V204H217ZM216 205V206H217ZM48 206V209L50 208L49 207V205H47ZM109 206H110V204H109ZM21 207V206H20ZM73 207V206H72ZM72 207H71V210H72ZM76 207V206H75ZM78 207V206H77ZM114 207V206H113ZM118 207V206H117ZM27 208V207H26ZM52 208V207H51ZM54 208V207H53ZM57 208V207H56ZM218 208V207H217ZM18 209V208H17ZM22 209H24V208H22ZM47 209V208H46ZM19 210V209H18ZM51 210V209H50ZM55 210V209H54ZM58 210V209H57ZM57 210L55 211V213H57ZM60 210V209H59ZM93 210V209H92ZM125 210V209H124ZM19 211H21V210H19ZM27 211H28V209H27ZM35 211L37 212V210L35 209ZM39 211V210H38ZM49 211V210H48ZM52 211H53V209H52ZM51 211V212H52ZM73 211V210H72ZM126 211V210H125ZM127 211V212H128ZM71 212V211H70ZM115 212V211H114ZM179 212H180V210H179ZM59 213H61V212H59ZM74 213V212H73ZM103 213V212H102ZM20 214H21V212H20ZM41 214V213H40ZM45 214V213H44ZM53 214V213H52ZM58 214V213H57ZM96 214H97V212H96ZM95 214V215H96ZM134 215V214H133ZM38 216V215H37ZM122 216V215H121ZM23 217V216H22ZM90 217H92V216H90ZM101 217H104L103 215H101ZM189 217V216H188ZM13 218V217H12ZM105 218V217H104ZM29 219H31V218H29ZM92 220V219H91ZM103 220V219H102ZM96 221V220H95ZM179 222V221H178ZM80 223H77V225H79ZM87 224V223H86ZM90 224V223H89ZM138 224V223H137ZM76 225V226H77ZM90 225H92V224H90ZM100 225L102 226V224L99 222L98 223V226L100 227ZM10 226H12V225H10ZM80 226V225H79ZM82 226H83V224H82ZM86 225L84 224V227H85ZM95 226V225H94ZM87 227V226H86ZM98 227V228H99ZM77 228H79V227H77ZM81 228V227H80ZM83 228V227H82ZM96 228H97V226H96ZM183 228V227H182Z\"/></svg>",
  "mask_w": 264,
  "mask_h": 264
}]
</instances>
